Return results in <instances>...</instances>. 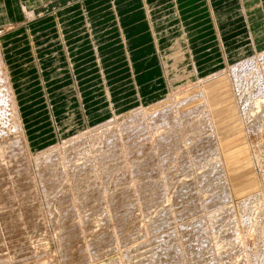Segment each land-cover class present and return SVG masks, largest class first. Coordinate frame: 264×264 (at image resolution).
Instances as JSON below:
<instances>
[{
    "label": "rangeland",
    "instance_id": "obj_1",
    "mask_svg": "<svg viewBox=\"0 0 264 264\" xmlns=\"http://www.w3.org/2000/svg\"><path fill=\"white\" fill-rule=\"evenodd\" d=\"M115 1H116L117 9H118L120 5L118 4V0H115ZM132 3L135 6H138V4H139L138 3V0H132ZM126 5L124 6L123 9L120 8L121 10L119 12L121 13V15L122 16L123 15L124 16L126 15V17H128L129 20H131L133 18L134 19L139 18V14L140 15L142 14V9L140 11L138 10L136 12L125 13L126 12V9H125ZM122 11H125V12H122ZM80 14L81 13L75 15L74 18L75 19L76 18H79ZM135 14H137V15H135ZM70 16L71 15L68 16V14H67V16L65 18H69ZM75 19L73 20L74 22H76ZM143 29H145L144 26H142L141 29H140V31H139V33H136L135 36L133 37L134 46L135 47L137 46L136 49H135V52L132 50V46H131L130 43L127 44V45L124 44V47H125V52H127V54L128 55H131V56H134V55L142 56L144 53L150 52V51L152 52V54H154L153 49H155V51H157V54L151 56L150 60L148 62H146L145 64L143 63V60L133 61V59H130V58L127 60V62L124 59H122V62L116 61L114 59V56L116 58V56H119L120 55V56L123 57V55H124L123 51H122V53L119 52L120 51V48H121V43L118 44V49H119L118 53H116V52L114 53L112 48H110V49H108L106 51L108 54H105L104 52L100 51L99 50L100 47H99V49L97 51V53H98L97 58L99 56L98 63H99V66L101 67V73H102L101 81L104 83V86H105V88H104V90H105V96H107L109 110H111V116H110V118L102 121L101 123H98L96 125H93V126H89L88 125L86 128L81 129V130L73 133L70 136L61 137V138L57 139L56 142H53L52 144L46 145L45 147H42L40 149L33 148V147H31L29 145V141L27 139L26 132L24 131V127H23V125H24V122L23 121L24 120H23L22 115L19 113L18 106H17V101L15 99V95H14V92H13V89H12V85L10 84L9 73H8L7 67H6V65L4 63V59H3V56L1 54V49H0V155H1L0 162H2L1 159L4 158L3 161L6 160V162L9 163V165H7L6 162H2L3 163V166H1V164H2L1 163L0 164V166H1L0 168H3L4 169L7 166L6 168L9 167V170H10V172H9V170H8V172H6L7 170L6 171L4 170L5 171L4 172L3 169H1L3 172L2 171L0 172V173H3L2 175L0 174L1 175L0 176V190L2 191L5 188L4 192L6 191L5 193L4 192L0 193V242H1L0 243V246L2 247V248L0 247V264H41V261H43L42 264H91V263H94V262H96V263L98 262V264H99V261L102 264H110V263L111 264H114V262L112 263L110 261H113L114 260L113 258H116V260L119 259V257H120L119 255H121V254H122V256H124L125 254L124 253H121L119 251H121L122 248L125 249L128 245H130V246H128L129 248L127 247L126 250L129 249V251L130 252L132 251V253L134 255H131V253H129V251H125L123 249L122 252L123 251L126 252V255H125L126 257H128L127 256L128 254H129V256L131 255L132 257L130 256V258H128V260H127L126 257H122V261H119L118 264H120V263L122 264L125 258L126 259L124 261V264H126V260H127V262L130 261V262H128V264L129 263H132L133 260H134V263H135L136 262L135 258L136 259H139L138 256L140 257L139 260H141V262L139 261L138 263L139 264H143V261H144V264H146L145 263L146 262L145 260H147V258H149L150 255L147 256V253L148 252H144V251L146 249H148V247H149V249H150V247L152 249L154 246H156L157 248H159V249L156 248V250H160V249L162 250L163 248H160L157 245L158 244L157 241H160V238H159V240L156 241L155 244H153L155 242V239L156 238L155 239L151 238V240L152 239L153 240H152V242H150V237L149 236H151L152 234L151 235H148L147 234V231H144V229L146 230L147 226H149L148 229L151 230L150 226L151 227L153 226V220L154 221L156 220L157 222H160L161 220L159 221L157 219L162 218V217L165 218V216H170V215H173L174 216L175 213H173L171 211L169 205L170 204L172 205V206L171 205L170 206L173 208L172 209L173 211L176 210L177 208L174 209V207H175L176 203L178 202V200L181 201V202H178L179 204L182 203V205H181L182 206V209H183L184 205L187 204V206L189 205V207H187V206H186L187 208L184 207V209L186 211L188 210V212H189L192 209L191 206L193 207L194 205H195V208H193L194 209V212H196V210L199 211V213H196V215H195V213L194 214L192 213L193 215L191 216V213L190 212L185 214L184 211H183L184 209H183L182 210L183 211V214H181L180 212H182V211H179V210H181V209H179L180 208L179 207L180 205L179 204H178V206L176 205V207H178L177 210L179 212L176 211L178 215L177 214H175V215H177V216H180L181 215L180 219H178L179 221L177 222V220H176L174 222L175 223L174 224L175 229H177V231H178L179 234L181 233L179 235V237H181L182 245L180 246V250L181 251L180 250H178V251H180L181 253L183 251H185V250H183L184 248L182 246H184V243H186V241H187V243H191V242L194 243L195 242V244H192V245L194 247L195 246L196 247L198 246V245H196V241L198 240L199 237H195L194 236L195 237L194 238L193 235H192L191 237H189L191 241L189 239L186 240L188 238L187 236L189 235V231H190L188 229L189 228L191 229L192 226L198 225V227L200 228V230L204 232V233L202 232V234H204V235L206 234L207 236H210V238L212 239V244H210V247H211L212 251H209V252L206 251L207 254L204 255V259H203V256L198 257V255H197V256L194 257L192 254L191 255L186 254V257L190 261H192V259L195 258V260L197 262L196 264H198V263L199 264H214L216 261L219 262L220 260H222V261H220L219 264H223V263L224 264H235L236 262H237L236 264H243V262L245 264H248V263L249 264H264V227L262 226V225H264V92H263L264 91V49H261L260 50V49L253 48L251 46V43H250L251 42V39H250V36H249V43H250L249 44L250 52L248 51L249 53L248 52H244L242 54V56H240L239 58L237 57L238 59L236 58V60H233V61H229L228 60L227 63H225V62L222 63V65L219 66V68L215 69L212 72L207 73V71L205 70V75L200 74L201 75L200 76L198 74L197 69L195 68V64H194L193 59H192V54L190 53V51L188 52L187 48H184V50H183V47H185V43L182 46V50H183L182 52H184V56L185 57L183 58V60L177 61L176 58L171 57V56H175V54H174L175 51H174V47L173 46L175 45L176 41L174 40V41L171 42L170 47H169V49L171 51L170 52V55H169V58L170 59L165 58L166 59V61H165V60H163L164 56H162V60H163V63L165 65V66H163L162 65L163 63L160 60V54H159V51H158V49H159V42H156V43L155 42H151V41H146V42L144 41L143 42V40H142V34H140L141 33V30H143ZM80 30H81V28H80ZM2 32H3V28H0V35L2 34ZM144 36H146V35H144ZM241 36L244 37L243 34ZM236 37L237 36H235L234 38H236ZM84 41H87V40H84ZM256 50H257V52H255ZM245 51H247V50H245ZM110 54H111V56L108 57ZM250 57H254V59H252L251 62H247V66L243 70L244 73L243 72L238 73V71H235V73H237L239 76L233 77L235 74H232L231 73V70H232L234 64H237L238 65V62L241 63V61H243L244 58H250ZM223 59H224L223 61H225V58H223ZM124 61H125V65L127 67L126 71L122 72V70H120V71H118L119 73L112 72L113 69H114L113 64H116V65L121 66V63H123ZM186 62H189V64L191 63V70L188 69V67L186 69L183 68V67L186 66L185 65ZM128 63H129V66H131V69L129 68ZM179 64H182L181 69H179V67H178ZM107 65H111V66H107ZM159 65H161V66H159ZM188 66L190 68V65H188ZM237 68H240V65H238V67L236 66V70H237ZM139 69H141V70L139 71ZM172 69H173V72L171 71ZM137 71H139L138 72L139 74L137 73ZM169 71H171V73H169ZM109 72H110V74H109ZM123 73H125V76L128 77L126 80L124 78L125 76L123 77ZM167 75L170 76L169 80L171 82L170 83L171 86L167 90V93L163 95V94H161L162 93L161 89H163L164 87L167 88L168 82H167V84L165 83L166 76ZM110 76L112 77V80H116V83H117V81H120V82H118L117 84L114 85L109 80ZM218 76H220V77H224L225 76L227 78V80L229 81V83L231 84L230 85L231 86V90H232V92H231L232 95L231 96L230 95H227L224 92L221 93L219 91H218L219 93L218 94H215L214 96H209V94L212 95L211 93H208L207 94V92H208L206 90L207 88H204V86L206 84H208L209 81H211L212 79H215V77H218ZM121 79H124V81H121ZM138 81H139V83L142 84V86H138V84H137ZM233 82H234V85L232 84ZM120 83L123 85V89H128L129 87H132L133 88L134 94L137 95V97H136L137 98V106H133L132 108H129V110H125V111H122L120 113H117L114 110V107L112 106L114 104L113 101H114V98H115L114 96H112L113 95L112 92L116 88L117 85H119V88L122 86ZM202 86H203L204 89L202 88ZM198 89H199V91H198ZM249 89H250V91H249ZM220 90H221V87H220ZM206 94H207V96H206ZM174 96H175V99L174 100H175V103L176 104H174V103L168 104V106H169L168 108L169 109L167 110L168 111V114H169V116L171 118L170 119L168 118L167 120H165L163 123H161V125H160V121L159 122H154L155 124L156 123L157 124L156 125L154 123L153 124H150L151 127L147 128L149 126L148 123H150V118H151V121H152V118H154V120H155V118L158 117L159 113L158 112H155V114H152L153 116H151V117L149 116L150 118H148V116H147L148 113H144L143 116H142V114H139V113L140 112H144L145 110L149 109L152 106H157L158 104L163 103V101H165L166 99H172V98H174ZM198 96H199V99L201 100L202 103L198 99ZM187 97H189V99L191 100V102L192 101L193 102L195 101L194 104L191 103L190 100L187 99ZM183 98H186L187 99L186 101L189 100L188 101L189 102V105L185 102V99H183ZM209 98L211 100H213L212 101V104H210L211 102H210V99ZM215 98H217V99L222 98L220 100H221V102H222L221 104L223 106L226 103L227 104H231L232 103V105L230 107L231 112H230V109L229 108H228L229 110H227L226 108L225 109H221L223 106L220 104V100L215 105H213V103H215L216 101H218ZM214 100H215V102H214ZM224 102H225V104H224ZM131 104H135V103H131ZM195 104H197V106ZM218 104L220 105L219 107H218ZM201 105L203 106V110H202V106ZM216 105L218 107L216 110H218L219 113L217 111H215V108L214 107H216ZM178 107L179 108H182L183 107V108L190 109V111H188L189 113H187L188 116H190V117L187 118V120L183 121L182 125L177 126L178 128H184V130L182 129L183 132H185V131L188 132L191 129H195V130L189 131V133H185L187 136H185V134L184 135L182 134V136H181V134H180L181 133L180 132L181 129L178 130V128L175 126L176 125L175 122H173V124H175V125H173L171 123L172 121H170V120H172L173 116H177V117H180L181 118V116H183L182 113L186 114L185 112H182L181 110H178L179 109ZM194 107H196V109H194ZM208 107H210L209 108L210 110H213L214 109L213 110V113L217 112L219 114V116H217V114H216V117L217 118L219 117L221 119H217V118L215 119V116H213L212 112L208 109ZM170 110H171V112L169 113ZM191 110H194L195 112H191ZM206 110H207V113H206ZM226 110L229 111V112L227 113ZM233 110H234V112H233ZM202 111H203V113H202ZM210 112H211L212 115H210ZM145 114H146L147 117L145 116ZM203 115H205V116H203ZM206 116H207V118H205ZM209 116H213L214 119H213V117H212V119L209 118ZM138 117H141V119L144 118V119H146V121H148V123L146 122L147 123V126H145L144 128H142L141 130H136V132H134V133H136L134 135H138V133H139L138 137L141 138L142 141H145V142H142L141 141L142 143L139 142L138 143L139 145L137 144V146H139V147H135V149H136V148H140V147L143 146L142 149L140 148L142 151H140V149L139 150L137 149L138 152L140 151V153H137V152H134V153L131 152V153H129L128 151H130V149H127L126 148V150H128V151H126L125 148H124L125 145H123V144L121 145V147H120V145H117L116 148H113L112 149V147H111L112 143H114L117 140L116 136H119L120 135L117 132V131H119L118 129L122 128L123 126H127V125L128 126L133 125L132 127H135V124L134 123L135 122L137 123ZM134 120H135V122H134ZM141 121L143 122V120H141ZM206 121L211 126V127L209 126V128L211 129V131H208L209 128H208V124L206 123ZM230 121H231V124H229L228 126H225V127H228V128H225L224 125H218L219 123H222V122H230ZM165 123L167 124V126H164ZM170 123H171V125H170ZM203 123H204V126L202 125ZM188 124L191 127L194 126V128H191ZM183 125H185V126L183 127ZM187 126L190 127V129L188 128V130H187ZM200 126H201V128H200ZM212 126H215L216 128L218 127V129L216 130V128L214 127L215 128L214 129ZM220 126H223V128L222 127L220 128ZM127 127H126V129H127ZM230 127L231 128L235 127V128L233 130ZM240 128L242 130H239ZM147 129L149 131H147ZM169 129H170V132H169ZM197 129H201L200 130V132L202 134V137L201 138L198 137L199 131H196ZM158 130H160V131H158ZM213 130H216V131L214 133H212ZM220 130H223L224 133L222 134V131H220ZM192 131L196 132L194 136H195V138L197 137V139H195L194 136H192L194 133L193 134L192 133L190 134V132H192ZM218 131L221 133L220 136L217 133ZM115 132H117V133L115 134ZM151 132H152V135H151ZM203 133H204L205 136L206 135H212V134H214V135H212V137H214L213 138L214 139L213 140L214 142L212 141L213 142V145H211V146L209 145V147L205 146V145H207L206 142H205L206 137L203 136ZM227 133L228 134L230 133L232 135L231 136L229 134V136L231 138L230 137L228 138V136H226ZM144 134L146 135V137L144 136ZM201 134H199V135H201ZM224 134H226V135H224ZM95 135H96V137H95ZM123 135L124 134H122V136ZM154 135H156V137ZM107 136H110V139H111L112 142L111 141L110 142H106L107 139H108V141L110 140ZM215 136L216 137L218 136V138L221 137V139L224 138L226 141L224 140V143H222L223 139L222 140L220 138L218 139ZM180 137H181L182 140L179 139ZM188 137H190L192 139H190V138L187 139ZM232 137H233V139H232ZM143 138H145V140H143ZM183 138L184 139H187V140H184ZM244 138H245L246 142H243L245 140L242 141V139H244ZM104 139H106V141ZM164 139H166L167 141L169 140L168 142L167 141L165 142V145H163L164 144V141H163ZM96 140H98V141H96ZM183 140H184V142H183ZM189 140H191V142ZM192 140L193 141L196 140L195 142H198L199 141L200 143L199 142L198 143L192 142ZM201 140H203V141L201 142ZM217 140L218 141L220 140L221 142L220 141L218 142ZM8 141H9V143H8ZM156 141H157V143H156ZM3 142L5 144H3ZM149 142L152 145L151 147L148 146V143ZM159 142H160V145L161 146H159ZM178 142H180V143H178ZM188 142H190V144ZM212 142H211V144H212ZM228 142L233 146V148L229 146L230 144ZM232 142H233V144H232ZM100 143H101V145H100ZM144 143H146V145L148 147L146 145L144 146ZM185 143L186 144L188 143L189 145L188 144L186 145ZM194 143L197 144L196 147H199L198 149L200 151L198 149L197 150L196 149L191 150L192 147H193V145H194ZM221 143H222V145H218V144H221ZM243 143H244V145H243ZM90 144H91V146H90ZM94 144H95V146H94ZM114 144H116V143H114ZM140 144L141 145L143 144V145L141 146ZM168 144H170V145H168ZM208 144H210V143H208ZM235 144H237L238 147ZM10 145H12V146H10ZM172 145H174V146H172ZM214 145L217 148L216 151H215V147H213ZM8 146H10V148ZM179 146H180V148H179ZM182 146H184V147L182 148ZM188 146L189 147L191 146V148H189ZM218 146L220 147L219 148L220 151L221 150L224 151V154L223 155H221L222 154V151L219 152ZM6 147H7V149H6ZM89 147H90V149H89ZM145 147H146V150L148 151V153H144V152H147L145 150ZM155 147H157V148L155 149ZM223 147L231 148L229 150H232V151L230 152L228 150L225 153L226 148H223ZM234 147H236L235 148V151L237 149L238 153H237V151L235 152L233 150ZM104 148H107L108 151L106 149H104ZM119 148H120V150H119ZM151 148H152V150H154V153H155L154 155L156 156L157 159L155 157H153L154 155L152 153ZM165 148H167V149H165ZM168 148H171V149L168 150ZM221 148H223V149H221ZM56 149H58V150H56ZM114 149L115 150L117 149L116 150L117 152L112 151ZM189 149H190V151H189ZM87 150H88V152H87ZM93 150L95 151V153L93 152ZM102 150H103V152L100 153ZM166 150H168V152L171 151V154L166 153L167 152ZM194 150L195 151H199V152H197L200 155V156H197L198 158L195 157V155L197 153L195 154V151ZM120 151H121V154H120ZM192 151H194V155H193V152ZM55 152H57V153H55ZM104 152H106V154L108 152H110V153H108L109 155H107L110 159L107 156L106 157L108 158V160H105V159L103 160L101 158ZM114 152H115V155H114ZM160 152H164V153H160ZM91 153H93V154H91ZM97 153L101 154L100 155L101 157L99 156V154L97 155ZM159 153L162 154L163 157H166L165 162H163V164L167 163L166 165H164V166H166V169L168 170V174H167V171L165 170L166 174L169 175L170 173L171 174L173 173L171 175L172 176V179H170L171 178L170 175L167 176V175H165V173L161 174V176L165 175V180H164L166 182V186H164L165 187V190L166 189H169L170 186L172 187L171 189H169V193H170L169 195H168V190H166V193L164 192L167 195H165L164 193H163L164 195L161 194L162 192L160 193L162 195V196H160L161 199L159 198V195H160V194H158L159 192H156V189L159 190L160 189L159 186H162V185H159V183H160V181H162L160 179L163 178V177H160L159 178V181L157 179L158 176H160V174L157 176V178L156 177H153V179L150 178L152 176H147L146 175L145 178L146 177H149V178H146L148 180V182H147V180L145 181L144 177H141V178L138 177V176L135 177V175L133 173L132 174L134 176H133L132 181H131L130 178H125L126 179L125 180L124 177L122 176L123 174L121 173V169H122L121 167H123V169L127 167L126 166V164H127L126 160L127 161L129 160V162L132 161V160H134V162H132L131 164L129 163V166H131L132 164H133L132 166H134V165L137 164V162H138L137 160L140 159L141 155H142V157H141L142 159L146 157V156H144V154L147 155V157L151 156L152 158H154L155 161L154 162H150V163L148 162L149 164L152 163V164H154L156 166L163 165V164H160L159 161H161L162 159L164 160V158L160 155L161 156V159L158 160L159 159L158 158ZM172 153L174 154V157L172 156L173 155ZM182 153H185L187 155V158H188L187 165H189V167H190V170L189 171H186L187 168L189 169L188 166H187V168L184 167L185 169L183 167H181V166L179 167L180 161H178V160H180V159H177V157H179L180 154L182 155ZM230 153H232L231 155H233V156H231ZM50 154L52 156H50ZM54 154L56 156L53 157ZM86 154H88V155H86ZM126 154H127V158H126ZM128 154H130V155H128ZM148 154H149V156H148ZM164 154H166V155H164ZM241 154H242V156H241ZM12 155H14V157ZM89 155H91V158H90ZM167 155H168V157H170V155H171L172 156L171 158H174L176 163L173 161V159L171 161L170 158H167ZM226 155H227V157H226ZM228 155H229V157H228ZM10 156H11V158H9ZM98 156L103 161H101V162L98 161V164H96L95 163L96 160H95L94 157L98 158L97 160H100ZM110 156H112V157H110ZM137 156H138V159H137ZM222 156H223V158H222ZM87 157L89 159H87ZM106 157L104 156L103 158H106ZM120 157H124V160H123V158H121V161H120V159H119ZM199 157L200 158L202 157V158L200 159ZM192 158L199 159L200 162L199 161L197 162L196 159H193L192 160ZM58 159H60V161ZM130 159H132V160H130ZM176 159H177V161H176ZM227 159L229 160V162L227 161ZM62 160H63V162H62ZM111 160H112V162H111ZM190 160H191V162H190ZM222 160H224V161L222 162ZM232 160H233L234 164H236L235 162L238 160L237 163H239L241 161V163L243 162L242 164H244V165H240V163H239V168L240 169L237 168L238 167L237 164H236L237 167L236 166L235 167L234 166L232 167L231 166V164H233V162H231ZM246 160H248V161H246ZM106 161H107L108 164L106 163ZM162 161H161V163H162ZM50 162H52V163H50ZM104 162L107 165L104 164ZM4 163H6V165H4ZM92 163H93V166H92ZM169 163H171L173 166L171 167V164H169ZM192 163H195L196 166H195V164L192 165ZM74 164H76V165H74ZM77 164H79L81 167L82 166H87V168L86 167L85 168L83 167L85 169V171H84L83 168H81V172L78 171V172H76L74 174V172L77 169L80 170V166L77 165ZM168 164H169V167L173 168V170L170 171L171 168L169 169ZM226 164L229 165V168H228V165H226ZM61 165H63L64 167L61 166ZM100 165H102L101 168H99ZM103 165H104V168H107L108 169V172L105 171L104 168H103L104 170L102 169ZM119 165H121V166H119ZM224 165L228 169H225ZM245 165H246V167H245ZM251 165H253V166H251ZM55 166H56V169H55ZM75 166L77 168L76 170L74 169ZM77 166H79V168ZM129 166H128V168H129ZM241 166H242V168H241ZM88 167L91 168V169L88 170ZM141 167H143V164L141 165ZM231 167L234 170V172L231 169ZM97 168H99V169H97ZM175 168H177V170ZM235 168H237V169H235ZM53 169H55V171ZM174 169L176 170V172L178 171V173H176ZM197 169H198L199 172L197 171ZM230 169H231L232 172L230 171ZM73 170H75V171H73ZM101 170L105 171L106 174H105V172L103 173ZM179 170L181 172H179ZM182 170H185V172L182 173ZM194 170H195V172H194ZM208 170H209V172H208ZM88 171H90V173H88ZM92 171H93L94 176H96L95 178H94L93 174L91 175ZM24 172H25V174H24ZM82 172H84V173L87 172V175L85 173L86 177H85V175H83L84 173H82ZM224 172L227 175H224ZM180 173H182V175ZM196 173L198 175L200 173L199 177L197 176ZM231 173H233V174H231ZM96 174H99V176L96 175ZM118 174H120V175L118 176ZM186 174H189V175H186ZM248 174L249 175L252 174L251 175V179L253 181L251 179H248ZM73 175H75V176H73ZM76 175H80V177H78ZM88 175H91V176H88ZM177 175H178V177H177ZM70 176H71V178H70ZM82 176H84V177H82ZM92 176H93V178H92ZM102 176H104V177H102ZM74 177L78 178V181L82 180L80 182L82 186L80 185V183L77 181L76 178H75L76 179V181H75ZM87 177H90L89 179H91V181H92V179L93 180H96L98 183L96 181H93V183H92ZM174 177H175L176 181L173 180ZM201 177H203V178H201ZM12 178H13V180H12ZM18 178H19V180H18ZM84 178H87L88 180H86V181L87 182H90V183H87ZM184 178H188L189 181H187V179H184ZM206 178H207V180H206ZM246 178L248 179V183L247 182H244L243 183L242 181L243 180L246 181L247 180ZM249 178H250V176H249ZM98 179H99V181H98ZM102 179H104L105 181L102 180ZM138 179H139V181H138ZM140 179L141 180L144 179L143 181L145 183L147 182V184H141V182L142 183H144V182L141 181ZM196 179H199V180H196ZM231 179H233L234 181L233 180L232 181L233 182H236V183H233L231 181ZM2 180H3V182H2ZM73 180H74V182H77V184L75 183V185H77V188H75V190L71 188V187L74 186ZM115 180H116V182H115ZM118 180H120V181H118ZM128 180L130 181V183L132 182V184H134V185L136 183H138V182H140L141 185L138 188H136V190H135V187L136 186L133 185V187H134V189H133L131 187L130 183H128L129 182ZM155 180H157L156 183H155ZM84 181H85V184H84ZM256 181H258V183ZM150 182H153V183H150ZM196 182H198V184ZM227 182H230V184L229 183L226 184ZM237 182L239 184H237ZM254 182H255V184L258 185V186H256V188H254V186H253ZM13 183L16 185V187H17V185H18V187H20L19 185H21V187L18 188L19 193H18V191H16L17 188L14 189L15 186H14ZM78 183H79V185H78ZM86 183H87V185H86ZM102 183H105V186L107 185L106 187H108V189L105 187L106 188L105 189L106 192H103L102 193V191H98V193H99L98 194V197H99L98 202L99 201H103V202L102 203L101 202L97 203V199L96 198L94 199L95 201L93 200V202H91L92 201V198H90L88 200L87 198L92 197V196H88L87 194L90 192L91 195H94V192L93 193L91 192L93 190V188H94L93 191H95V189L97 191V187L95 185L98 184L97 186H100V187H98V190H100V189L104 190L102 188ZM249 183H251V185ZM88 184L90 185V187L92 186V190L88 188V186H89ZM116 184L117 185L118 184L119 185L121 184L120 187H122V188H120V189L119 188H116L115 187V186H117ZM185 184L187 185V188L188 189L186 187H184ZM11 185H13L14 188L10 189L11 188ZM125 185H126V189H124V191L127 190V193H126V191L123 192V193H121L119 191H115V189H114V187H115L116 190L118 189V190L122 191L123 187L125 188ZM194 185H195L196 189H195V187L192 188V186H194ZM84 186H86V188ZM156 186H158V187H156ZM175 186L177 187L176 189L178 190L179 194L175 193L176 192V189L174 188ZM154 187L156 188L155 190L154 189H151V188H154ZM68 188H69L70 192H71V189H72V193H70L68 191ZM127 188H130V189H127ZM144 188H146V190ZM173 188L175 189V192L174 193L177 194V195H174L172 193V191H174ZM179 188L181 190H179ZM190 188H192V190H190ZM241 188H242V190H240ZM248 188H249V190H247ZM253 188H254V190H253ZM78 189H80L81 192L83 190V192H82L83 194L82 195H80L81 193H80V191ZM84 189H86V190H84ZM138 189H139V191H138ZM147 189H151L154 192L155 195L154 194H151V196H150V191L151 190L148 193L147 192L148 191ZM12 190H15L17 193L12 192V194H13L12 195L11 194V191ZM76 190H77V192H76ZM88 190H91V191L88 192ZM134 190L135 191H138V193L140 192L139 194L144 199L140 195H138L137 192H135ZM195 190H196V192H193ZM74 191L76 193H78L81 197L85 196V194H86L87 197L85 196L84 198H81L78 194H76V195H78V196H76V195H74ZM130 191H132V192L134 191V193H136V194H134V193L131 194L132 192L130 193ZM143 191H145L144 192L145 195L147 193L148 194L145 196L144 193H143ZM85 192H88V193H85ZM114 192H116V193H114ZM182 192L185 193V194H183ZM191 192L194 193V194H192ZM202 192H204V194ZM222 192H228L229 195L227 193H225L228 196V199H223L224 196L222 197V200L223 201L226 200L228 203L226 201H224L222 203L221 202V199H220V202L221 203H219V204L218 203L217 204L215 203L216 206L214 205V209L213 210L210 209V206L208 205L211 202L210 199H217V198L221 197L222 195H225ZM7 193H10V195H7ZM68 193H70V194H68ZM1 194H3V195H1ZM111 194H112V196H111ZM171 194H173V195H171ZM215 194L217 195V197H216ZM18 195L19 196L21 195V196L19 197ZM68 195H71V196H68ZM96 195L97 194L95 192V195L94 196L96 197ZM99 195L100 196L103 195L104 197L101 196V198H100ZM170 195H171V197H170ZM7 196H9L11 199L9 197L7 198ZM72 196L73 197L74 196L78 197V202L80 201L79 199H81V202H79L80 203L79 204L80 207L77 206L78 205L77 204L78 203L77 202V198L74 197L75 200H76V202H75L74 201V198ZM94 196H93V198H94ZM136 196L137 197H141V198H139L140 201H138V203L137 202H133V203H136V205L134 204V207L135 208L136 207L138 208V209L136 208V210H135V208L133 207V204L132 203H129V202H131L132 199L134 200V198H136ZM163 196H164V198H163ZM177 196H178V199L176 198ZM227 196L225 198H227ZM157 197H158V200L156 199ZM166 197H169V199H168L169 201L167 200ZM70 198L71 199L73 198L72 200L75 202L76 205L73 203V201L71 202ZM170 198H172V199H170ZM65 199L66 200L69 199L66 202L68 203V201H70L71 202L70 205L72 204L71 207L73 205H75L77 207V208L75 206L72 207V210H71L72 213H71V211H69V208H67L70 205L69 204L67 206L65 205V203H66L65 202ZM84 199H86V200H84ZM116 199H117L118 202L116 201ZM136 199H138V198H136ZM152 199H156L159 206L157 205V202L155 201L156 204L155 203L153 204V202L151 204V202H150V205L148 206V208H147V205L148 204H144V207H141V210L142 211L139 209L140 206H141L139 204H142L143 201H144L143 203H145L146 200H148L146 203H149V201H153ZM82 200H84L83 202H85V201L86 202L87 201L89 202L91 200L90 202L93 203L92 205L90 203H88V202L87 203H88V205L89 204L91 205V209L93 208V210H90V208L87 209L88 205L85 204L86 202L84 204L87 205V206H85V205L84 206H81V205H83ZM111 200H113V201H111ZM122 200H125V202L127 203V205ZM170 200H172V202ZM217 200L219 202V199H217ZM57 201H58V203H56ZM62 201H63L62 204L64 205L63 207H61L62 204L60 203ZM119 201H120V203H119ZM166 201H167V203H166ZM185 201H186V203H185ZM190 201H191L192 205L189 204ZM241 201H243V202H241ZM108 202L111 203V205H112L111 206V209L113 210V212H112L111 209H109L110 203H108ZM162 202L165 203V204H161ZM225 202H226V204H224ZM94 203L95 204L97 203L98 205L97 204L96 205L98 207H95L96 205ZM173 203L175 205H173ZM122 204H123V206H122ZM223 204H224V206L226 205L225 206L226 208L223 206ZM101 205H103V206H101ZM114 205L115 206L117 205V207H115ZM160 205H162V206H160ZM165 205L168 207V211L165 210V209H167V207ZM227 205H229L228 208H227ZM93 206L95 207V209H94ZM107 206H108V212L106 210L107 209ZM130 206L133 207L132 208L133 210H131L129 208ZM206 206L209 207V209L211 211H209V209H207V211H205L206 208H204V207H206ZM217 206H218V208L216 209L215 207H217ZM121 207H122V209L123 208L124 209L125 208L126 209L128 208V213L130 211L129 214L127 213L128 217L130 219H128V217L126 216L127 218L125 220H127V221H125V222L121 218H119L120 215L122 217H123L124 214L126 215V213H123L121 210H119V209H121ZM219 207L220 208L222 207L223 210L220 209ZM117 208H118V210H117ZM24 209H25V211H24ZM60 209H61V211H60ZM76 209H78L79 211L76 210ZM145 209L147 211H145ZM224 209H227L228 210L225 213L226 215L223 213L224 212ZM73 210H75V211H73ZM137 210H139L140 213H143L144 215L142 214V216H140L139 211L137 212ZM169 210L172 213L169 212ZM201 210H202V212H201ZM215 210H217L219 212L216 211V213H214ZM191 211L193 212V210H191ZM79 212H80V214H79ZM131 212H132V214H131ZM146 212L149 213V214H147ZM256 212H257V214H256ZM75 213H76V215H75ZM91 213L93 214L92 216H91ZM96 213H97V216H96ZM107 213H109V216H111L110 213L114 215V219L113 220H112L113 215L110 217V219L112 220V222H111L110 219L107 218L108 220H106V217H104V214L106 216ZM230 213H232V214H230ZM65 214L67 215V217H66ZM77 214H78V216H80V215L82 216V214L83 215H86V216H84L85 219H88V218L90 219V217L92 218L90 220L88 219V222L86 224L88 226L89 223H91V222L93 223V225L91 223V225L93 226V229H92V227L90 228V229H92L93 235H92L91 230L89 228H86L85 227V225H86L85 223L82 225V226H84V227H82L83 228V232H81V234L79 233V235L81 237L82 236H85V239L87 241H90L91 240V238H92L91 236H93V237L95 236L94 238H92V240L94 239L95 241L96 240L98 241V242L96 241L97 244H96V242L94 243V246L96 245L97 247H98V244H100L101 242L104 243V245L102 243H101V245H103L105 247V249L101 245H100V247H98L99 250L100 249L103 250L102 252L98 250L99 251V255H97L98 253H95V252H97L96 251L97 250L96 246H95V248H96L95 252H94V249L95 248L91 249L90 251L88 250L89 252H91V255H90V253L86 249L83 250V247H85V244L82 243V240H80V239H79L80 241L78 240V238H80V237L79 236L75 237L76 236L75 234L74 235H71L74 232H73V230L71 232V229H70V226L71 225L70 224H72V221L74 219L72 220V218H69L68 216L73 217V218L74 217L76 218L77 217ZM89 214H90V217L88 216ZM187 214H190V216L187 217ZM197 214H198V216L200 214V217L201 218L199 217L198 221L201 220V221H199L201 223L196 222L197 219L195 220V218H198L197 217ZM206 214H208V215H206ZM184 215H186V217H184ZM216 215H218V217H216ZM34 216H36V217H34ZM109 216L107 215V217H109ZM146 216H147V218H145ZM182 216H183V219H182ZM223 216L224 217L226 216L225 219L222 218ZM7 217H9V218H7ZM30 217L31 218L33 217V218L31 219ZM102 217H103V219H102ZM25 218H27V219H25ZM36 218H37V224L35 223L36 222L35 221ZM81 218H78V222H80L79 219H81ZM141 218H142V220L145 223L143 221H141ZM144 218H145V220H144ZM192 218H193V220L190 221ZM254 218H255L256 221L255 220H252ZM29 219L31 220V222L29 221ZM104 219H105V222L103 221ZM118 219H121L120 220V224H121L120 226L117 223V220ZM135 219H136V222L137 223L138 222H141V223L137 224L135 222ZM20 220L23 221L22 224H24L25 222H27V223H25L24 225H21V221ZM28 221L31 224H29ZM64 221L65 222L68 221L67 224H69V221H71L70 224H69L70 226L68 225L69 227H67L65 225L66 223ZM82 221H84V220H82ZM86 221L87 220H85V222ZM106 221H107V223L109 221L110 224L108 223V225H107ZM114 221H116V223ZM19 222H20V224H19ZM33 222L35 223V226L31 227ZM176 222H177V224H176ZM132 223L133 224L136 223L137 225L136 224H134V225H136L137 228L134 227V226L132 227ZM181 223H183V224L181 225ZM217 223H218L219 226H216ZM219 223H222V224H219ZM227 223L229 224V226L227 225ZM75 224L79 225L78 223H75ZM80 224H82V222H80ZM114 224H116V226H113ZM189 224H190V227H188ZM243 224H244V227H243ZM251 224L254 227V231H253V227H252ZM255 224L256 225L259 224V225H257V228H256V225ZM91 225H89L88 227H90ZM105 225L108 226V229H107V227ZM117 225H118V227H117ZM122 225L123 226H126L125 229H127L130 226L131 229H130V232L128 234H130L131 232H134V231L138 233V234L136 233L137 234V237L135 236V238H133L134 235H135V233H131V234H133L132 238L134 239L133 240L134 244H132L131 234L129 235V237L131 238V239L129 238L131 242H129V240L128 241H123L122 240L124 242L122 244L121 239L118 240L122 233L123 234L126 233V230H124V229L121 230ZM202 225H204V226H202ZM21 226H22V228H21ZM72 226H73V224H72ZM183 226H184V229L182 228ZM186 226H187L188 229L185 228ZM103 227H105V229H103ZM222 227H223V230H222ZM249 227L251 228V231H250ZM28 228H30V229H28ZM79 228H81V227L79 226L78 229ZM141 228L145 232V236L144 237H145L146 240L145 239L144 240L146 241V243L150 242V246H149V243L146 246V244L143 242L144 240L143 239L142 240L140 239V238L143 237L141 234H144L143 231L142 232L140 231ZM218 228H219L220 231H217ZM23 229H24V231H22ZM86 229H87V231L89 229V232H87ZM99 229H100V231H99ZM240 229L243 231V233H240L241 232ZM27 230H28V232H27ZM225 230H226V233L227 234H229L230 232L228 233V231L231 230V234H229V235H231V237H233V241L234 242H231L230 243V245H231L230 248H226L224 250V246H226V243H227L228 240L227 239L225 240L223 238V236L219 232H222V231H225ZM257 230L259 231V233H257ZM84 231H86V232H84ZM114 231L115 232L117 231V232L115 233ZM180 231H182V232H180ZM183 231L186 232V233H184V235H182L183 234ZM19 232H21V233H19ZM237 232H239V233H237ZM248 232H249L250 235L247 234ZM69 233H71V234H69ZM89 233H90V237H91V238H89L90 240L88 238H86V237H88L87 235H89ZM112 233H115L114 236L112 235ZM1 234H2V236H1ZM85 234H87V235H85ZM96 234H98V235H96ZM139 234L141 235V237L138 236ZM235 234H237V235H235ZM69 235H71V237H74L73 239H75V240L77 239V241L72 240V238L70 240L69 239L70 238ZM146 235H148V239L146 238ZM242 235H244V236H242ZM68 236H69V238H68ZM253 236H254V239H252ZM115 237L118 238V239H116ZM234 237H235V240H237V242L234 240ZM241 237L244 240H242V239L239 240ZM20 238L22 240H20ZM163 238H166V240H167V237H165V234H164ZM193 238H194L195 241L193 240ZM248 238H249L248 241H250L249 244H251V245H250V247H247V252H248L247 253V256L249 254V256L247 257V256H245L246 251H244V249H241V247H242V244L243 243H246V241H247ZM18 239L20 241H22V242L24 241L25 244H24V242L23 243H21V242L19 243V240ZM81 239H83V242L84 243L86 242L84 240V237L81 238ZM17 240H18V242H16L17 243L16 244L15 241H17ZM99 240H100V242H99ZM117 240L120 241L121 243L118 242V244H116L115 241H117ZM140 240L142 241V243L145 244V246H144V244H143V246L146 247V248H143V246L141 247L142 244L140 243L141 242ZM162 240L163 239L161 238V241L160 242H162ZM2 241H3V243H2ZM71 241L74 242L73 245H72L73 242L71 243ZM135 241H136V243H135ZM251 241L252 242L255 241L254 244H252ZM61 242H63L64 244L62 245ZM125 242H127V243L129 242V243L128 244H125ZM68 243H69V245H68ZM137 243L140 244V245L138 244L141 247L140 250L138 249L140 247L138 246V248H137V246H136ZM19 244L24 245V249L29 250V251H26L24 249H21L22 245L21 246H18ZM151 244H153L154 246H151ZM25 245H26V248H25ZM79 246H81L82 249H79L80 248ZM120 246H121V248H120ZM135 246H136V252L137 253L134 252L135 251V249H134ZM9 247L11 248V250H10ZM18 247L20 248L21 251L19 250ZM65 247H67V249H65ZM118 248H120L121 250L118 249ZM205 248H206V243L203 244V246H201V249H205ZM137 249H138L139 253H138ZM151 249H150V251L149 250H146V251H149L148 254H151L150 253V252H152ZM23 251L27 252V254L25 252H23ZM85 251H87V253H88L87 256H86V252ZM140 251L143 254L139 255L141 253ZM235 251H237V252H235ZM251 251H253V252H251ZM79 252H81L80 253L81 256H80ZM213 252H215V253H213ZM228 253L230 254V256H229ZM239 254L241 256V259H239L240 258ZM142 255L143 256L146 255L147 258L145 256L142 257ZM83 256H85V258L87 257V259H88V257H90V258H89V260L86 259V262H84L85 259H84ZM91 257L94 260V262L93 261L91 262V260H92ZM110 257H112V259ZM133 257H134V259H133ZM191 257H193V258H191ZM205 257H208V258H205ZM80 258H81V261H80ZM97 258L99 259V261H98ZM106 258H108V261H106L107 260ZM199 258H201L200 260H202L205 263H203L202 261H200ZM96 259H97V261H96ZM246 260H248V263H247ZM87 261H89V262H87ZM193 262H195V261H193ZM193 262H191V263H193ZM239 262H241V263H239ZM96 263H94V264H96ZM135 264H137V263H135ZM193 264H195V263H193Z\"/></svg>",
    "mask_w": 264,
    "mask_h": 264
},
{
    "label": "crops",
    "instance_id": "obj_2",
    "mask_svg": "<svg viewBox=\"0 0 264 264\" xmlns=\"http://www.w3.org/2000/svg\"><path fill=\"white\" fill-rule=\"evenodd\" d=\"M138 3L135 6L132 0H118V10L115 0H0L1 54L31 147L40 149L110 118L97 51L100 47V51L108 54L106 51L112 48L118 53L121 43L119 52L124 55L114 56L116 61L127 62L130 58L143 60L145 64L157 54L155 49L154 54L150 51L131 56L124 47L130 43L135 52L133 37L142 26L143 42H159L162 63L170 55L171 42L184 41L199 75L250 52V43L253 48L264 49V0H138ZM125 5L126 12H122L142 9V14L129 20L119 12ZM67 14L71 16L65 18ZM125 61L121 66L113 64L112 72L126 71ZM185 65L183 68L191 70V63ZM181 66L178 65L179 69ZM169 75L165 81L167 88L161 89L163 95L171 86ZM109 80L114 85L120 82L116 83L111 76ZM137 84L142 86L139 81ZM133 91L132 87L123 89V85L113 90L112 106L117 113L137 106Z\"/></svg>",
    "mask_w": 264,
    "mask_h": 264
},
{
    "label": "bare ground",
    "instance_id": "obj_3",
    "mask_svg": "<svg viewBox=\"0 0 264 264\" xmlns=\"http://www.w3.org/2000/svg\"><path fill=\"white\" fill-rule=\"evenodd\" d=\"M26 14H27V15H31L30 10H29V11L26 10ZM181 42H182V43H181ZM181 42L178 41V42L173 46V47H174V51H175V53H174L175 56H171V57L176 58L177 61H181V60H183V58L185 57V56H184V52H182V51L184 50V48H185V47H183V50H182V46H183V44H184V41H181ZM179 50H180V51H179ZM169 51H170V49H169ZM166 58L170 59L169 57H166ZM252 59H254V57L244 58L243 61H241V63L237 61V62H238V65H240V68H237V70H236V66L238 67V65H237V64H234V66H233V68H232V70H231V73H232V74H235L233 77H237V76H239L237 73H235V71H238V73L243 72V70H244V69L246 68V66H247V62H251ZM168 65H169V64H168ZM243 73H244V72H243ZM178 78H179V77H178ZM230 81H231V80H230ZM232 84L234 85V82H233ZM230 85H231V84L229 83V81L227 80V78H226L225 76H224V77H220V76H218V77H215V79H212L211 81H209V83L206 84V85L204 86V88H207V89H206V90L208 91L207 94H208V93H211V94H212V95L209 94V96H214L215 94H218L219 92H221V93L224 92V93H226L227 95H230V96H231V95H232V93H231L232 90H231V86H230ZM200 87H201V86H200ZM200 87H199V88H200ZM220 87H221V90H220ZM237 87H238V86H237ZM237 87H236V88H237ZM202 88H203V86H202ZM204 88H203V89H204ZM251 88H252V87H251ZM230 90H231V91H230ZM187 91H188V90H187ZM189 91H190V90H189ZM198 91H199V89H198ZM218 91H219V92H218ZM229 91H230V92H229ZM241 91H242V90H241ZM247 91H248V90H247ZM249 91H250V89H249ZM263 92H264V91H263ZM190 93H191V92H190ZM188 94H189V93H188ZM207 94H206V96H207ZM259 94H260V93H259ZM191 95H192V94H191ZM204 96H205V95H204ZM181 98H182V97H181ZM206 98H207V97H206ZM237 98H238V97H237ZM258 98H259V97H258ZM174 99H175V96H174V98H172V99H166L165 101H163V103L158 104L157 106H152V107H150L149 109L145 110L144 112H140V113H139V114H142V116H143L144 113H148L147 116H148V118H150L151 116H153L152 114H155V112H158V113H159L158 117H156L155 120H154V118H152V121H151V118H150V123H148V121H146V119H144V118L141 119V117H138V121H137V123H136L135 120H134V122H135V123H134V124H135V127H132L133 125H130V126L127 125L128 127H127V126H123L122 128L118 129L119 131L116 130V131L118 132V134H120V135H119V136H116L117 140L114 142V143H116V144L112 143V145H111L112 149H113V148H116L117 145H120V147H121V145L123 144V145H125V147H124L125 150H126V148H127V149H130V151L126 150V151H128L129 153H131V152H132V153H134V152L140 153V151H142L141 149H142V147H143V146H142L143 144H142V145L140 144V145L142 146V147H140L141 149H140V148H136V149H135V147H139V146H137V144H138L139 142H141L142 140H141V138L138 137L139 133H138V135H134V134H136V133H134V132H136V130H141L142 128H144L145 126H147V123L149 124V126H148L147 128H149V127H151L150 124H153L154 122H159V121H160V125H161V123H163L165 120H167L168 118L170 119L171 117L169 116L168 111H167V110L169 109V108H168V107H169L168 104H172V103L176 104ZM183 99H185V102L189 105V102H188V101L190 100L189 97H187V99H189L188 101H186V100H187L186 98H183ZM198 99H199V96H198ZM209 99H210V98H209ZM215 99H217V98H215ZM220 99H222V98H220ZM220 99H217L218 101H216V102H215V100H214L215 103H213V105H215L217 102H219ZM181 100H182V99H181ZM195 100H196V99H195ZM199 100H200V99H199ZM261 100H262V99H261ZM204 101H205V100H204ZM212 101H213V100L210 99V102H211L210 104H212ZM190 102H191V100H190ZM194 102H195V101H194ZM194 102L192 101L191 103L194 104ZM200 102H201V100H200ZM201 103H202V102H201ZM206 103H207V102H206ZM221 103H222V102H221V100H220V104H221ZM177 104H178V103H177ZM198 104H199V103H198ZM224 104H225V102H224ZM195 105L197 106V104H195ZM213 105H212V106H213ZM221 105H222V104H221ZM231 105H232V103H231V104H227V103H226L224 106L222 105L223 107H222L221 109H225V108H226L227 110H229L230 107H231ZM201 106H202V105H201ZM201 106H200V107H201ZM219 106H220V105L218 104V107H219ZM218 107H217V105H216V107H214V108H215V111H217V112L219 113V111L216 110ZM178 108H179V107H178ZM209 108H210V107H208V109H209ZM228 108H229V109H228ZM232 108H233V107H232ZM186 109H187V108H183V107L178 109V110H181L182 112H185L186 114H184V113L181 112V113L183 114V116H181V118H180V117H177V116H173L172 120H170V121H172V122H171L172 124H173V122H175L176 125H175V124H173V125H175L176 127H177V126H180V125H182L183 121L187 120V118L190 117V116H188V114H187V113H189L188 111H190V109H187V110H186ZM194 109H196V107H194ZM205 109H206V108H205ZM205 109H204V110H205ZM202 110H203V106H202ZM209 110H210V109H209ZM213 110H214V109H213ZM213 110H210V111L212 112L213 116H215V119H216V118H217V117H216V114H217V116H219V114H218L217 112L213 113ZM227 110H226V112L228 113L229 111H227ZM147 111H148V112H147ZM198 111H199V110H198ZM235 111H236V110H235ZM170 112H171V110L169 111V113H170ZM191 112H195V111H194V110H191ZM208 112H209V111H208ZM211 112H210V115H212ZM224 112H225V111H224ZM230 112H231V109H230ZM233 112H234V110H233ZM166 113H167V114H166ZM202 113H203V111H202ZM206 113H207V110H206ZM240 113H241V112H240ZM200 114H201V113H200ZM204 114H205V113H204ZM206 115H207V114H206ZM228 115H229V114H228ZM240 115H241V114H240ZM145 116H146V114H145ZM147 116H146V117H147ZM149 116H150V117H149ZM203 116H205V115H203ZM213 116H209V118L212 119ZM196 117H197V116H196ZM203 118H204V117H203ZM205 118H207V116H206ZM238 118H239V117H238ZM195 119H196V118H195ZM213 119H214V117H213ZM217 119H221V118L218 117ZM141 120H143V122H142ZM148 120H149V119H148ZM161 120H162V121H161ZM199 120H200V119H199ZM238 120H239V119H238ZM140 121H141V122H140ZM191 121H192V120H191ZM204 121H205V120H204ZM204 121H203V122H204ZM228 121H229V120H228ZM146 122H147V123H146ZM200 122H201V121H200ZM239 122H240V121H239ZM166 123H167V122H166ZM166 123H165L164 126H167ZM168 123H169V122H168ZM171 123H170V125H171ZM185 123H186V122H185ZM197 123H198V122H197ZM197 123H196V124H197ZM206 123H207V121H206ZM218 123H219V122H218ZM154 124H155V123H154ZM156 124H157V123H156ZM156 124H155V125H156ZM158 124H159V123H158ZM186 124H187V123H186ZM186 124H185V125H186ZM192 124H193V123H192ZM207 124H208V123H207ZM210 124H211V123H210ZM229 124H231V121H230V122H222V123H219L218 125H224V127H225V126H228ZM234 124H235V123H234ZM241 124H242V123H241ZM185 125H183V127H184ZM188 125H189V124H188ZM197 125H198V124H197ZM202 125L204 126V123H203ZM205 125H206V124H205ZM211 125H212V124H211ZM213 125H214V124H213ZM232 125H233V124H232ZM235 125H236V124H235ZM175 126H174V127H175ZM189 126H190V125H189ZM209 126H210V125L208 124V128H209ZM126 127H127V129H126ZM181 127H182V126H181ZM190 127H191V126H190ZM190 127L187 126V130H188V128L190 129ZM210 127H211V126H210ZM212 127L214 128L215 126H212ZM221 127L223 128V126H220V128H221ZM177 128H178V127H177ZM177 128H176V129H177ZM191 128H194V126L191 127ZM200 128H201V126H200ZM215 128H216V127H215ZM215 128H214V129H215ZM225 128H228V127H225ZM230 128H231V127H230ZM234 128H235V127L231 128V129L234 130ZM116 129H117V128H116ZM180 129H181V130H182V129L184 130V128H178V130H180ZM217 129H218V127L216 128V130H217ZM154 130H155V129H154ZM160 130H161V129H160ZM160 130H158V131H160ZM178 130H177V131H178ZM181 130H180V132H181L180 134H181V136H182V134L184 135L185 133H189V131H191V130H195V129H191V130H189L188 132H186V131L183 132V130H182V131H181ZM200 130H201V129H197L196 131H199V134H201ZM216 130H213L212 133H214ZM226 130H227V129H226ZM239 130H242V129L240 128ZM239 130H238V131H239ZM252 130H253V129H252ZM147 131H149V130L147 129ZM171 131H172V130H171ZM208 131H211V129L209 128ZM220 131H222V134L224 133L223 130H220ZM230 131H231V130H230ZM117 132H115V134H116ZM169 132H170V129H169ZM178 132H179V131H178ZM178 132H177V133H178ZM232 132H233V131H232ZM240 132H241V131H240ZM149 133H150V132H149ZM175 133H176V132H175ZM191 133H192V134L194 133V134L192 135V136H194L196 132L192 131V132H190V134H191ZM217 133H218L219 136L221 135V133H220L219 131H218ZM219 133H220V134H219ZM241 133H242V132H241ZM122 134H124V135H123L124 137L122 136ZM147 134H148V133H147ZM170 134H171V133H170ZM199 134H198V137L201 138V137H202V134H201V135H199ZM229 134H230V133H229ZM229 134L227 133V135H226V134H224V135L228 136V138H229V137H230ZM104 135H105V134H104ZM151 135H152V132H151ZM212 135H214V134H212ZM212 135H206V136H205L204 133H203V136L206 137L205 142H206L207 145H205V146L209 147V145H210V146L213 145V142H214V141H213V140H214L213 138H214V137H212ZM216 135H217V134H216ZM230 135H231V134H230ZM112 136H113V135H112ZM144 136L146 137L145 134H144ZM154 136L156 137V135H154ZM185 136H187V135L185 134ZM231 136H232V135H231ZM95 137H96V135H95ZM107 137L110 139V136H107ZM155 137H154V138H155ZM183 137H184V136H183ZM215 137H216V136H215ZM233 137H234V136H233ZM233 137H232V139H233ZM113 138H114V137H113ZM116 138H115V139H116ZM164 138H165V137H164ZM189 138H190V137H188L187 139H189ZM194 138H195V136H194ZM216 138H218V136H217ZM219 138L221 139V137H219ZM219 138H218V139H219ZM226 138H227V137H226ZM230 138H231V137H230ZM235 138H236V137H235ZM242 138H243V137H242ZM179 139L182 140L181 137H180ZM183 139H184V138H183ZM187 139H184V140H187ZM190 139H192V138H190ZM195 139H197V137H196ZM222 139H223L222 143H224V140H225V139H224V138H222ZM222 139H221V140H222ZM104 140L106 141V139H104ZM143 140H145V138H143ZM158 140H159V139H158ZM184 140H183V142H184ZM203 140H204V139H203ZM203 140H201V142H202ZM243 140H245V138L242 139V141H243ZM92 141H93V140H92ZM96 141H98V140H96ZM110 141H111V139H110L109 141H108V139H107L106 142H110ZM163 141H164V144H163V145H165V142H166L167 140L164 139ZM168 141H169V140H168ZM168 141H167V142H168ZM189 141L191 142V140H189ZM195 141H196V140H194V141L192 140V142H195ZM212 141H213V142H212ZM217 141H218V140H217ZM217 141H216V142H217ZM219 141H220V140H219ZM219 141H218V142H219ZM225 141H226V140H225ZM111 142H112V141H111ZM142 142H145V141H142ZM142 142H141V143H142ZM190 142H188V143L190 144ZM198 142H199V141H198ZM198 142H195V143H198ZM211 142H212V144H211ZM220 142H221V141H220ZM243 142H246V140L243 141ZM8 143H9V141H8ZM95 143H96V142H95ZM120 143H121V144H120ZM149 143H150V142H149ZM149 143H148V146L151 147L152 145H151V143H150V144H149ZM156 143H157V141H156ZM170 143H171V142H170ZM178 143H180V142H178ZM188 143H187V144H188ZM195 143H194V145H193V147H192L191 150H193V149H196V150H197V149L199 148V147H196L197 144H195ZM199 143H200V142H199ZM208 143H210V144H208ZM222 143H221V144H218V145H222ZM228 143H229V142H228ZM3 144H5V143L3 142ZM3 144H2V145H3ZM103 144H104V143H103ZM185 144H186V143H185ZM187 144H186V145H187ZM189 144H188V145H189ZM214 144H215V143H214ZM229 144H230V143H229ZM232 144H233V142H232ZM13 145H14V144H13ZM100 145H101V143H100ZM138 145H139V144H138ZM145 145H146V143H144V146H145ZM168 145H170V144H168ZM174 145H175V144H174ZM174 145H172V146H174ZM180 145H181V144H180ZM183 145H184V144H183ZM216 145H217V144H216ZM235 145L238 147L237 144H235ZM235 145H234V146H235ZM240 145H241V144H240ZM240 145H239V146H240ZM243 145H244V143H243ZM10 146H12V145H10ZM10 146H8V147L10 148ZM14 146H15V145H14ZM90 146H91V144H90ZM94 146H95V144H94ZM146 146H147V145H146ZM148 146H147V147H148ZM159 146H161V145H160V142H159ZM203 146H204V145H203ZM224 146H225V145H224ZM229 146L233 148V146H232L231 144H230ZM1 147H2V146H1ZM92 147H93V146H92ZM102 147H103V146H102ZM150 147H149V148H150ZM176 147H177V146H176ZM183 147H184V146H182V148H183ZM188 147H189V146H188ZM194 147H195V148H194ZM213 147H215V145H214ZM240 147H241V146H240ZM58 148H59V147H58ZM82 148H83V147H82ZM93 148H94V147H93ZM156 148H157V147H155V149H156ZM158 148H159V147H158ZM179 148H180V146H179ZM189 148H191V146H190ZM201 148H202V147H201ZM210 148H211V147H210ZM219 148H220V147L218 146V150H219ZM223 148H226V147H223ZM223 148H221V149H223ZM235 148H236V147H234V149H233L234 151H235ZM247 148H248V147H247ZM2 149H3V148H2ZM6 149H7V147H6ZM89 149H90V147H89ZM104 149L107 150V148H104ZM137 149H138V150L140 149V151L138 152ZM165 149H167V148H165ZM169 149H171V148H168V150H169ZM176 149H177V148H176ZM184 149H185V148H184ZM211 149H212V148H211ZM216 149H217V148L215 147V151H216ZM229 149H231V148H226L225 153H226ZM245 149H246V148H245ZM4 150H5V149H4ZM56 150H58V149H56ZM64 150H65V149H64ZM83 150H84V149H83ZM116 150H117V149H116ZM116 150L114 149V150H112V151L117 152ZM119 150H120V148H119ZM136 150H137V151H136ZM143 150H144V149H143ZM145 150H146V147H145ZM151 150H152V148H151ZM168 150H166V151H167L166 153L171 154V151L168 152ZM185 150H186V149H185ZM198 150H199V149H198ZM224 150H225V149H224ZM253 150H254V149H253ZM99 151H100V150H99ZM107 151H108V150H107ZM107 151H106V152H107ZM146 151H147V150H146ZM180 151H181V150H180ZM180 151H179V152H180ZM189 151H190V149H189ZM194 151H195V150H194ZM194 151H192V152H193V155H194ZM199 151H200V150H199ZM199 151H195V154H196L197 152H199ZM221 151H222V150H221ZM221 151L219 150V152H221ZM229 151L231 152L232 150H229ZM236 151H237V149H236ZM236 151H235V152H236ZM57 152H58V151H57ZM57 152H55V153H57ZM87 152H88V150H87ZM91 152H92V151H91ZM93 152L95 153L94 150H93ZM102 152H103V150H102L100 153H102ZM106 152H104L105 154L103 153L102 157L100 156L101 154H99V153H97V155L99 154V156H100L103 160H104V159H105V160H108L109 157H108L107 155H109L108 153H110V152H108L107 154H106ZM115 152H114V155H115ZM128 152H127V153H128ZM143 152H144V151H143ZM172 152H173V151H172ZM206 152H207V151H206ZM208 152H209V151H208ZM144 153H148V151H147V152H144ZM152 153H153V155L155 154V153H154V150H152ZM160 153H164V152H160ZM160 153H159V156H158V158H159L158 160L161 159V156L163 157V155L160 154ZM180 153H181V152H180ZM186 153H187V152H186ZM190 153H191V152H190ZM237 153H238V151H237ZM52 154H53V153H52ZM65 154H66V153H65ZM91 154H93V153H91ZM120 154H121V151H120ZM120 154H119V155H120ZM123 154H124V153H123ZM123 154H122V155H123ZM142 154H143V153H142ZM156 154H157V153H156ZM169 154H168V155H169ZM172 154H173V153H172ZM191 154H192V153H191ZM216 154H217V153H216ZM219 154H220V153H219ZM223 154H224V151H222V154H221V155H223ZM231 154H232V153H230V155H231ZM242 154H243V153H242ZM242 154H241V156H242ZM5 155H6V154H5ZM5 155H4V156H5ZM86 155H88V154H86ZM122 155H121V156H122ZM124 155H125V154H124ZM128 155H130V154H128ZM135 155H136V154H135ZM135 155H134V156H135ZM137 155H138V154H137ZM153 155H152V156H153ZM157 155H158V154H157ZM160 155H161V156H160ZM164 155H166V154H164ZM168 155H167V158H170L171 161H172V159H173V161L175 162V159H174V158H171L172 156L174 157V154H173L172 156L170 155V157H168ZM12 156L14 157V155H12ZM50 156H52V155L50 154ZM54 156H56V155L54 154L53 157H54ZM89 156H90V158H91V155H89ZM92 156H93V155H92ZM95 156H96V155H95ZM99 156H98V157H99ZM104 156H105V157L107 156L108 158H107V157H106V158H103ZM144 156H146V157L143 158V159L141 158L142 155H141L140 159H138V156H137V159H138L137 161H138V162L136 161L137 164L134 165V166H132L133 164H132L131 166H129V163L131 164L132 162H134V160L130 159V160H132V161H130V162H129V160H128V161L126 160V162H127L126 166H127V167L124 168V169H123V167H121V168H122V169H121V173L123 174V175H122V174H121V175L124 177V179H125V178H130L131 181H132L134 175H135V177H136V176H138V177H140V178H141V177H144V179H145V181H146V180H147L146 178H149V177H146V178H145L146 175H147V176H152V177H150V178L153 179V177H156V178H157V176L160 174V176H158L157 179H158V181H159V178H160V177H163V178H164V179H163V178L160 179V180H162V181H160L159 185H162V186H159V188H160V189L158 188L159 190H157L155 187H154V188H151V189H154V190L156 189V192H159L158 194H160L161 192H162L161 194H163L164 192L166 193V190H168V195H169V194H170V193H169V189L172 188V187L170 186L171 184L169 183V184H170V185H169V186H170L169 189H166V190H165V187H164V186H166V182L164 181V180H165V175L168 174V170L166 169V166H164V165H166L167 163L163 164V162H165L166 157H163L164 160H163V159H162L163 161L161 160L162 163H161V161H159L160 164H163V165H160V166L158 165V166H156V165H154V164H152V163H151L152 165L149 164L150 162H154V161H155L154 158H152L151 156H149V154H148L149 157H147V155H145V154H144ZM181 156H182V157H181ZM189 156H190V155H189ZM197 156H200L199 153H197V154L195 155V157H197ZM231 156H233V155H231ZM231 156H230V157H231ZM250 156H251V155H250ZM5 157H6V156H5ZM61 157H62V156H61ZM100 157H99L100 160H97L98 158L94 157L95 160H96V161H95L96 164H98V161H99V162L103 161ZM110 157H112V156H110ZM124 157H125V156H124ZM124 157H120V158H119L120 161H121V158H123V160H124ZM130 157H131V156H130ZM153 157L156 158L155 155H154ZM203 157H204V156H203ZM226 157H227V155H226ZM226 157H225V158H226ZM228 157H229V155H228ZM0 158H1V155H0ZM2 158H3V157H2ZM9 158H11V156H10ZM62 158H63V157H62ZM62 158H61V159H62ZM126 158H127V154H126ZM134 158H135V157H134ZM190 158H191V157H190ZM197 158H198V157H197ZM199 158H200V157H199ZM201 158H202V157H201ZM201 158H200V159H201ZM222 158H223V156H222ZM3 159H4V158H3ZM3 159H1V161H2V162H6V160L3 161ZM46 159H47V158H46ZM53 159H54V158H53ZM76 159H77V158H76ZM85 159H86V158H85ZM87 159H89V158L87 157ZM109 159H110V158H109ZM156 159H157V158H156ZM177 159H180V160H178V161H180L179 167H180V166L183 167V168H184V167L187 168V166L189 167V165H187V163H188V158H187V155H186L185 153H182V155L180 154V156L177 157ZM177 159H176V161H177ZM193 159H196V158H192V160H193ZM215 159H216V158H215ZM58 160L60 161V159H58ZM112 160H113V159H112ZM112 160H111V162H112ZM170 160H169V161H170ZM196 160H197V162L199 161V159H196ZM204 160H205V159H204ZM217 160H218V159H217ZM219 160H220V159H219ZM238 160H239V159H238ZM238 160H237V161H238ZM8 161H9V160H8ZM54 161H55V160H54ZM64 161H65V160H64ZM117 161H118V160H117ZM223 161H224V160H222V162H223ZM227 161L229 162L228 159H227ZM237 161H236L235 163L238 165V167H237L236 164H234L233 160L231 161V162H233V164L230 163L231 166H232V167H233V166H234V167L236 166L237 168H239V163H240V165H244V164H242L243 162L241 163V161H240L239 163H237ZM242 161H243V160H242ZM246 161H248V160H246ZM246 161H245V162H246ZM2 162H0V164H1ZM48 162H49V161H48ZM52 162H53V161H52ZM52 162H50V163H52ZM62 162H63V160H62ZM66 162H67V161H66ZM86 162H87V161H86ZM148 162H149V163H148ZM166 162H167V161H166ZM174 162H173V163H174ZM190 162H191V160H190ZM199 162H200V161H199ZM245 162H244V163H245ZM6 163H7V162H6ZM6 163H4V165H6ZM60 163H61V162H60ZM88 163H89V162H88ZM106 163H107V161H106ZM106 163L104 162V164H106ZM157 163H158V162H157ZM175 163H176V162H175ZM178 163H179V162H178ZM203 163H204V162H203ZM225 163H226V162H225ZM10 164H11V163H10ZM21 164H22V163H21ZM48 164H49V163H48ZM57 164H58V163H57ZM61 164H62V163H61ZM99 164H100V163H99ZM107 164H108V163H107ZM107 164H106V165H107ZM110 164H111V163H110ZM142 164H143V167H141ZM146 164H147V165H146ZM169 164H171V163H169ZM169 164H168V167H169ZM193 164H195V163H192V165H193ZM250 164H251V163H250ZM7 165H9V163H7ZM24 165H25V164H24ZM67 165H68V164H67ZM72 165H73V164H72ZM74 165H76V164H74ZM77 165H79V164H77ZM175 165H176V164H175ZM199 165H200V164H199ZM226 165H228V164H226ZM1 166H3V163L1 164ZM1 166H0V167H1ZM61 166H63V165H61ZM79 166H80V165H79ZM79 166H77V167L79 168ZM92 166H93V163H92ZM92 166H91V167H92ZM95 166H96V165H95ZM101 166H102V165H100L99 168H101ZM119 166H121V165H119ZM128 166H129V168H128ZM172 166H173V165L171 164V167H172ZM195 166H196V164H195ZM200 166H201V165H200ZM203 166H204V165H203ZM251 166H253V165H251ZM251 166H250V167H251ZM6 167H7V166H6ZM6 167H5L4 169H3V168H0V172L2 171L1 169H3V171H4V170H5V171L7 170L6 172H8L9 167H8V168H6ZM15 167H16V166H15ZM58 167H59V166H58ZM63 167H64V166H63ZM67 167H68V166H67ZM83 167H84V168H85V167L87 168V166H82V167L80 166V170H78V169L76 168V166H75L74 169H75V170L77 169V170H76V171L73 170V171H75L74 174H75L76 172H78V171L81 172V168H83ZM97 167H98V166H97ZM130 167H131V168H130ZM168 167H167V168H168ZM171 167H169V169H170ZM221 167H222V166H221ZM224 167H225V169H228V168H229V165H228V168H227L225 165H224ZM232 167H231V169H232ZM243 167H244V166H243ZM245 167H246V165H245ZM245 167H244V168H245ZM61 168H62V167H61ZM65 168H66V167H65ZM84 168H83V169H84ZM99 168H97V169H99ZM103 168H104V165H103L102 169H103ZM199 168H200V167H199ZM237 168H235V169H237ZM241 168H242V166H241ZM247 168H248V167H247ZM55 169H56V166H55ZM55 169H53V170L55 171ZM72 169H73V168H72ZM89 169H91V168L88 167V170H89ZM104 169H105V171L108 172V169H107V168H104ZM104 169H103V170H104ZM115 169H116V168H115ZM175 169L177 170V168H175ZM175 169H174V170H175ZM178 169H179V168H178ZM184 169H185V168H184ZM222 169H223V168H222ZM231 169H230V171H231ZM239 169H240V168H239ZM239 169H238V170H239ZM250 169H251V168H250ZM57 170H58V169H57ZM64 170H65V169H64ZM103 170H101V171L104 173L105 171H103ZM165 170L167 171V174H166ZM171 170H173V168H171L170 171H171ZM176 170H175V172H176ZM180 170H181V169H180ZM180 170H179V172H181ZM189 170H190V167H189V169H188V168L186 169V171H189ZM191 170H192V169H191ZM223 170H224V169H223ZM232 170H233V169H232ZM241 170H242V169H241ZM3 171H2V172H3ZM5 171H4V172H5ZM62 171H63V170H62ZM66 171H67V170H66ZM84 171H85V169H84ZM90 171H91V170H90ZM90 171H88V173H90ZM95 171H96V170H95ZM95 171H94V172H95ZM97 171H98V170H97ZM99 171H100V170H99ZM192 171H193V170H192ZM197 171H198V169H197ZM236 171H237V170H236ZM9 172H10V170H9ZM43 172H44V171H43ZM63 172H64V171H63ZM173 172H174V171H173ZM183 172H185V170H182V173H183ZM194 172H195V170H194ZM198 172H199V171H198ZM198 172H197V173H198ZM208 172H209V170H208ZM216 172H217V171H216ZM231 172H232V171H231ZM233 172H234V170H233ZM252 172H253V171H252ZM72 173H73V172H72ZM72 173H71V174H72ZM82 173H84V172H82ZM85 173H86V175H87V172H85ZM85 173H84L83 175H85ZM96 173H97V172H96ZM99 173H100V172H99ZM132 173H133L134 175H133ZM163 173H165V175L161 176V174H163ZM169 173H170V172H169ZM176 173H178V171H177ZM182 173H180V174L182 175ZM186 173H187V172H186ZM197 173H196V174H197ZM247 173H248V172H247ZM0 174L2 175L3 173H0ZM5 174H6V173H5ZM24 174H25V172H24ZM24 174H23V175H24ZM45 174H46V173H45ZM71 174H70V175H71ZM77 174H78V173H77ZM92 174H93V171H92L91 175H92ZM105 174H106V172H105ZM136 174H137V175H136ZM172 174H173V173H172ZM172 174H171V173L169 174L170 177H171L170 179H172V176H171ZM180 174H179V175H180ZM191 174H192V173H191ZM231 174H233V173H231ZM254 174H255V173H254ZM1 175H0V176H1ZM11 175H12V174H11ZM86 175H85V177H86ZM91 175H88V176H91ZM96 175L99 176V174H96ZM103 175H104V174H103ZM111 175H112V174H111ZM119 175H120V174H118V176H119ZM169 175H167V176H169ZM186 175H189V174H186ZM199 175H200V173H199ZM199 175L197 174L198 177H199ZM215 175H216V174H215ZM218 175H219V174H218ZM220 175H221V174H220ZM222 175H223V174H222ZM224 175H227V174L224 172ZM251 175H252V174H251ZM251 175L248 174V179H251ZM45 176H46V175H45ZM73 176H75V175H73ZM76 176L80 177V175H76ZM93 176H94V174H93ZM93 176H92V178H93ZM131 176H132V177H131ZM203 176H204V175H203ZM206 176H207V175H206ZM212 176H213V175H212ZM229 176H230V175H229ZM246 176H247V175H246ZM249 176H250V178H249ZM254 176H255V175H254ZM24 177H25V176H24ZM82 177H84V176H82ZM82 177H81V178H82ZM95 177H96V176H94V178H95ZM102 177H104V176H102ZM177 177H178V175H177ZM232 177H233V176H232ZM232 177H231V178H232ZM261 177H262V176H261ZM1 178H2V177H1ZM7 178H8V177H7ZM7 178H6V179H7ZM66 178H67V177H66ZM70 178H71V176H70ZM75 178H76V177H74V179H75ZM87 178L89 179L90 177H87ZM87 178H84L85 181L88 180ZM107 178H108V177H107ZM107 178H106V179H107ZM117 178H118V177H117ZM182 178H183V177H182ZM188 178H189V177H188ZM188 178H184V179H187V181H189ZM201 178H203V177H201ZM214 178H215V177H214ZM226 178H227V177H226ZM235 178H236V177H235ZM8 179H9V178H8ZM8 179H7V180H8ZM61 179H62V178H61ZM72 179H73V178H72ZM76 179H77V181H78V178H76ZM76 179H75V181H76ZM144 179H143V180H144ZM184 179H183V180H184ZM199 179H200V178H199ZM199 179H196V180H199ZM212 179H213V178H212ZM224 179H225V178H224ZM229 179H230V178H229ZM229 179H228V180H229ZM237 179H238V178H237ZM246 179H247V178H246ZM248 179H247L246 181L243 180L242 182H243V183H244V182H247V183H248ZM10 180H11V179H10ZM12 180H13V178H12ZM12 180H11V181H12ZM16 180H17V179H16ZM16 180H15V181H16ZM18 180H19V178H18ZM18 180H17V181H18ZM27 180H28V179H27ZM79 180H80V179H79ZM89 180L91 181V179H89ZM102 180H104V179H102ZM111 180H112V179H111ZM125 180H126V179H125ZM136 180H137V179H136ZM140 180H141V179H140ZM143 180H141V181H143ZM173 180L176 181L175 177L173 178ZM201 180H202V179H201ZM206 180H207V178H206ZM214 180H215V179H214ZM217 180H218V179H217ZM217 180H216V181H217ZM232 180H233V179H231V181H232ZM251 180H252V179H251ZM45 181H46V180H45ZM81 181H82V180H80V181H78V182L80 183ZM85 181H84V184H85ZM93 181H96V180H93V179H92L91 182L93 183ZM98 181H99V179H98ZM104 181H105V180H104ZM118 181H120V180H118ZM128 181H129V180H128ZM138 181H139V179H138ZM150 181H151V180H150ZM153 181H154V180H153ZM156 181H157V180H155V183H156ZM166 181H167V180H166ZM178 181H179V180H178ZM203 181H204V180H203ZM209 181H210V180H209ZM212 181H213V180H212ZM212 181H211V182H212ZM231 181H230V182H231ZM233 181H234V180H233ZM233 181H232V182H233ZM252 181H253V180H252ZM2 182H3V180H2ZM9 182H10V181H9ZM29 182H30V181H29ZM71 182H72V181H71ZM73 182H74V180H73ZM73 182H72V183H73ZM86 182H87V181H86ZM96 182H97V181H96ZM96 182H95V183H96ZM101 182H102V181H101ZM108 182H109V181H108ZM115 182H116V180H115ZM115 182H114V183H115ZM143 182H144V181H143ZM147 182H148V180H147ZM147 182H146V183H145V182H144V183L141 182V184H147ZM167 182H168V181H167ZM211 182H210V183H211ZM230 182H227L226 184H228V183L230 184ZM256 182L258 183V181H256ZM17 183H18V182H17ZM23 183H24V182H23ZM66 183H67V182H66ZM75 183L77 184V182H74V186H75V187H74V186H73L74 188L71 187V188L74 189V190H75V188H77V185H75ZM79 183H78V185H79ZM87 183H90V182H87ZM87 183H86V185H87ZM97 183H98V182H97ZM128 183H130V181H129ZM150 183H153V182H150ZM179 183H180V182H179ZM196 183L198 184V182H196ZM199 183H200V182H199ZM204 183H205V182H204ZM207 183H208V182H207ZM233 183H236V182H233ZM259 183H260V182H259ZM13 184H14V183H13ZM82 184H83V183H82ZM99 184H100V183H99ZM103 184H104V185H103ZM110 184H111V183H110ZM141 184H140V182L136 183L135 185L132 184V182L130 183V185H131V187H132L133 189H134L133 185L136 186V187H135V190H136V188H138ZM237 184H239V183L237 182ZM249 184L251 185V183H249ZM252 184H253V183H252ZM72 185H73V184H72ZM80 185H81V183H80ZM88 185H89V184H88ZM97 185H98V184H97ZM97 185H95V186L97 187V191H96V189H95V191H93L94 188H93V190H92V186H91V187H90V185L88 186V188L92 190V191H91V190H88V192H89V191H91L92 193L94 192V195H95V192H96V194H97L96 197H95L94 195H91L90 192H89V193H88V192H85V193H88V194H87L88 196H92V197L87 198L88 200H89L90 198H92V201L90 200L91 202H93V200L96 198V199H97V203H99V202L102 203L103 201H99V202H98V200H99V197H98V194H99V193H98V191H102V193H103V192H106L105 189H106V188L108 189V187H106L107 185L105 186V183H102V188H103L104 190H102V189L98 190V187H100V186H97ZM100 185H101V184H100ZM114 185H115V184H114ZM116 185H117V184H116ZM120 185H121V184H120ZM120 185L118 184V185H117L118 187H117V186H115V187L120 189V188H122V187H120ZM126 185H127V184H126ZM126 185H125V188L123 187L122 191H120V190H118V189L116 190L115 187H114V189H115V191H119V192H121V193H123V192H125V191H126V193H127V190L124 191V189H126ZM148 185H149V184H148ZM185 185H186V184H185ZM185 185H184V187L187 188V185H186V186H185ZM2 186H3V185H2ZM14 186H15V188L13 187V185H11V188H10V189H12V188L16 189V188H17L16 191H18V188L21 187V185H19L20 187H18V185H17V187H16L15 184H14ZM65 186H66V185H65ZM81 186H82V185H81ZM95 186H94V187H95ZM103 186H104V187H103ZM176 186H177V185H176ZM176 186L174 187L175 189L177 188ZM197 186H198V185H197ZM238 186H239V185H238ZM241 186H242V185H241ZM253 186H254V188H256V186H258V185L255 184V182H254ZM4 187H5V186H4ZM48 187H49V186H48ZM79 187H80V186H79ZM84 187L86 188V186H84ZM96 187H95V188H96ZM105 187H106V188H105ZM127 187H128V186H127ZM156 187H158V186H156ZM167 187H168V186H167ZM184 187H183V188H184ZM193 187H195V185L192 186V188H193ZM80 188H81V187H80ZM132 188H131V189H132ZM174 188H173V189H174ZM192 188H190V190H192ZM246 188H247V187H246ZM254 188H253V190H254ZM258 188H259V187H258ZM72 189H71V192H70V190H69V188H68V191H69L70 193H72ZM81 189H82V188H81ZM127 189H130V188H127ZM133 189H132V190H133ZM144 189L146 190V188H144ZM151 189H147V190H148L147 192L149 193V191H150ZM173 189H172V190H173ZM175 189H174V191H172V193H173L174 195L179 194V192H178L177 189H176V192H175ZM184 189H185V188H184ZM187 189H188V188H187ZM187 189H186V190H187ZM195 189H196V187H195ZM4 190H5V188H4ZM4 190H2V191L0 190V191H1L0 193L4 192ZM78 190L80 191V189H78ZM84 190H86V189H84ZM135 190H134V191H135ZM142 190H143V189H142ZM164 190H165V191H164ZM179 190H181V189L179 188ZM218 190H219V189H218ZM228 190H229V189H228ZM238 190H239V189H238ZM240 190H242V188H241ZM247 190H249V188H248ZM16 191H15V190H12V191H11V194H12V192L17 193ZM46 191H47V190H46ZM79 191H78V192H79ZM128 191H129V190H128ZM134 191H133V192L130 191V193L132 192L131 194H133ZM138 191H139V189H138ZM138 191H135V192H137V194L140 195V194H139L140 192L138 193ZM151 191H152V190H151ZM151 191H150V196H151V194H154V192H153V191L151 192ZM197 191H198V190H197ZM208 191H209V190H208ZM5 192H6V191H5ZM5 192H4V193H5ZM76 192H77V190H76ZM76 192L74 191V195L78 194V193H76ZM82 192H83V190H82ZM82 192L80 191V193H81L80 195L83 194ZM112 192H113V191H112ZM141 192H142V191H141ZM144 192H145V191H143V193H144ZM147 192H146V193H147ZM156 192H155V193H156ZM174 192L177 193V194H175ZM189 192H190V191H189ZM193 192H196V190L193 191ZM210 192H211V191H210ZM229 192H230V191H229ZM4 193H3V194H4ZM18 193H19V191H18ZM32 193H33V192H32ZM70 193H68V194H70ZM85 193H84V194H85ZM100 193H101V192H100ZM102 193H101V194H102ZM114 193H116V192H114ZM130 193H129V194H130ZM148 193H147V194H148ZM165 193H164V194H165ZM182 193H183V192H182ZM191 193H192V192H191ZM202 193L204 194V192H202ZM211 193H212V192H211ZM218 193H219V192H218ZM222 193H223V194H225V193L228 194V192H222ZM3 194H1V195H3ZM63 194H64V193H63ZM131 194H130V195H131ZM134 194H136V193H134ZM141 194H142V193H141ZM147 194H146V195H147ZM156 194H157V193H156ZM161 194L159 195V198H160V196H162ZM164 194H163V195H164ZM173 194H171V195H173ZM183 194H185V193H183ZM192 194H194V193H192ZM7 195H10V193H7ZM12 195H13V194H12ZM12 195H11V196H12ZM14 195H15V194H14ZM61 195H62V194H61ZM65 195H66V194H65ZM78 195H79V194H78ZM78 195H76V196H78ZM80 195H79V196H80ZM130 195H129V196H130ZM138 195H137V196H138ZM144 195H145V193H144ZM146 195H145V196H146ZM154 195H155V194H154ZM165 195H167V194H165ZM171 195H170V197H171ZM198 195H199V194H198ZM215 195H216V194H215ZM218 195H219V194H218ZM221 195H222V194H221ZM225 195H226V194H225ZM225 195H222L221 197L217 198V199H219V202H218L217 199H210L211 202H210L209 204L207 203V204L210 206V209L213 210V209H214V205L216 206L217 203L219 204V203H221V202L223 203L224 201H226V200H224V201L222 200V197H223V196H224L223 199H228V196L226 195L227 198H225V197H226ZM228 195H229V194H228ZM240 195H241V194H240ZM15 196H16V195H15ZM18 196H19V195H18ZM20 196H21V195H20ZM20 196H19V197H20ZM28 196H29V195H28ZM68 196H71V195H68ZM76 196H74V197H76ZM85 196H86V194H85ZM85 196H83V197L80 196V197H81V198H84ZM93 196H94V198H93ZM99 196H100V195H99ZM101 196H103V195H101ZM101 196H100V198H101ZM111 196H112V194H111ZM131 196H132V195H131ZM137 196H136V198H138V199L134 198V200L132 199V201L129 202V203H132V204H133V207H134V204L136 205V203H133V202H137V203H138V201H140L139 198L142 197L141 195H140L141 197H137ZM157 196H158V195H157ZM185 196H186V195H185ZM188 196H189V195H188ZM188 196H187V197H188ZM200 196H201V195H200ZM212 196H213V195H212ZM246 196H247V195H246ZM8 197H9V196H7V198H8ZM23 197H24V196H23ZM64 197H65V196H64ZM72 197H73V196H72ZM74 197H73V198H74ZM86 197H87V196H86ZM103 197H104V196H103ZM114 197H115V196H114ZM119 197H120V196H119ZM134 197H135V196H134ZM216 197H217V195H216ZM9 198H10V197H9ZM73 198H72V199H73ZM76 198H77V202H78V197H76ZM110 198H111V197H110ZM142 198H143V197H142ZM145 198H146V197H145ZM163 198H164V196H163ZM166 198H167V200L169 199V197H166ZM172 198H173V197H172ZM172 198H170V199H172ZM174 198H175V197H174ZM176 198L178 199V196H177ZM182 198H183V197H182ZM212 198H213V197H212ZM10 199H11V198H10ZM63 199H64V198H63ZM63 199H62V200H63ZM72 199L70 198L71 202L73 201ZM143 199H144V198H143ZM156 199L158 200V197H157ZM156 199H152L153 201H149V203H146L148 200H146L145 203H143V202H144V201H143V202H142L143 205H142V204H139V205H141L139 209L141 210V207H144V204H148V205H147V208H148V206L150 205V202H151V204H152V202H153V204H154V203L156 204V202H157ZM160 199H161V198H160ZM188 199H189V198H188ZM197 199H198V198H197ZM203 199H204V198H203ZM220 199H221V202H220ZM245 199H246V198H245ZM53 200H54V199H53ZM67 200H69V199H67ZM67 200L65 199V202H66ZM79 200H80L79 202H81V199H79ZM84 200H86V199H84ZM84 200H82L83 205H81V206H84L85 204L88 205V203H90L91 205L93 204V203H91L90 201H89V202L87 201L88 203L85 201V202H86V203H85V202H83ZM109 200H110V199H109ZM141 200H142V199H141ZM174 200H175V199H174ZM180 200H181V199H180ZM186 200H187V199H186ZM74 201L76 202L75 198H74ZM74 201H73V203L75 204ZM94 201H95V200H94ZM111 201H113V200H111ZM111 201H110V202H111ZM116 201H117V199H116ZM122 201L125 202V200H122ZM155 201H156V202H155ZM168 201H169V200H168ZM170 201L172 202V200H170ZM243 201H244V200H243ZM243 201H241V202H243ZM246 201H247V200H246ZM71 202L68 201V203L66 202L67 204L65 203V205H66V206H67L68 204L70 205ZM79 202L77 203V204H78V205H77L78 207H80V205H79L80 203H79ZM106 202H107V201H106ZM110 202H108V203H110ZM117 202H118V201H117ZM176 202H177V201H176ZM178 202H181V201L178 200ZM178 202L176 203L177 206H178V204H179ZM226 202H227V201H226ZM226 202H225L224 204H226ZM10 203H11V202H10ZM56 203H58V201H57ZM60 203L62 204L63 201L60 202ZM82 203H81V204H82ZM84 203H85V204H84ZM97 203H96V204H97ZM101 203H100V204H101ZM119 203H120V201H119ZM125 203H126V202H125ZM166 203H167V201H166ZM183 203H184V202H183ZM185 203H186V201H185ZM215 203H216V204H215ZM227 203H228V202H227ZM238 203H239V202H238ZM13 204H14V203H13ZM61 204H60V205H61ZM90 204L88 205L87 209L90 208V210H93V208L91 209V205H90ZM94 204H95V203H94ZM96 204H95V205H96ZM117 204H118V203H117ZM132 204H131V205H132ZM161 204H165V203L162 202ZM189 204L192 205L191 201L189 202ZM194 204H195V203H194ZM198 204H199V203H198ZM224 204H223V206H224ZM71 205H72V204H71ZM71 205H70L69 207H67V208H69V211H71V210H72V207H74L76 204L73 205L72 207H71ZM87 205H85V206H87ZM97 205H98V204H97ZM97 205H96L95 207H98ZM108 205H109V204H108ZM118 205H119V204H118ZM120 205H121V204H120ZM126 205H127V203H126ZM157 205H158V202H157ZM170 205H171V204H170ZM170 205H169V207H170L171 211H172L173 213L177 214L176 211H178V210H177L178 207H176V205L173 203V205H175L174 209L177 208L176 210H174V211H175V212H174V211L172 210L173 208L171 207L172 205H171V206H170ZM179 205H180V206H179V207H180L179 209H181V210H179V211H182V210L184 209V207L187 206V204H185L184 207H183V209H182V206H181L182 203H180ZM191 205H190V206H191ZM196 205H197V204H196ZM208 205H207V206H208ZM221 205H222V204H221ZM230 205H231V204H230ZM56 206H57V205H56ZM63 206H64V205L62 204L61 207H63ZM101 206H103V205H101ZM111 206H112V205H111V203H110V205H109V209H111ZM114 206H115V205H114ZM122 206H123V204H122ZM158 206H159V205H158ZM160 206H162V205H160ZM165 206H166V205H165ZM197 206H198V205H197ZM207 206L204 207V208H206L205 211H207V209H209V207H207ZM211 206H212V207H211ZM225 206H226V205H225ZM225 206H224V207H225ZM75 207H76V206H75ZM93 207H94V206H93ZM95 207H94V209H95ZM99 207H100V206H99ZM105 207H106V206H105ZM115 207H117V205H116ZM126 207H127V206H126ZM133 207L130 206L129 208H130L131 210H133V209H132ZM166 207H167V206H166ZM166 207H165V208H166ZM187 207H189V205H188ZM187 207H186V208H187ZM198 207H199V206H198ZM228 207H229V205H227V208H228ZM58 208H59V207H58ZM70 208H71V209H70ZM76 208H77V207H76ZM119 208H120V207H119ZM134 208H135V207H134ZM136 208H137V207H136ZM136 208H135V210H136ZM191 208H192L191 210H193V212H192L191 210L189 211V212L191 213V216H192L194 213H195V215H196V213H199V211H197L196 209H195L196 212H194V209H193V208H195V205H194L193 207L191 206ZM200 208H201V207H200ZM215 208L217 209L218 206L215 207ZM219 208H220V207H219ZM225 208H226V207H225ZM47 209H48V208H47ZM64 209H65V208H64ZM73 209H74V208H73ZM87 209H86V210H87ZM137 209H138V208H137ZM158 209H159V208H158ZM162 209H163V208H162ZM198 209H199V208H198ZM210 209H209V211H211ZM220 209H222V207H221ZM250 209H251V208H250ZM57 210H58V209H57ZM76 210H78V209H76ZM106 210H107V212H108V206H107V209H106ZM111 210H112V209H111ZM117 210H118V208H117ZM119 210H121L123 213H126V215L124 214L123 217L120 215L121 217L119 216V218H121L124 222L127 221V220H125V219L128 217V215H127V213H128V208H127V209H126V208H125V209H124V208L122 209V207H121V209H119ZM165 210L168 211V207H167V209H165ZM199 210H200V209H199ZM202 210H203V209H202ZM202 210H201V212H202ZM222 210H223V209H222ZM12 211H13V210H12ZM24 211H25V209H24ZM60 211H61V209H60ZM69 211H68V212H69ZM73 211H75V210H73ZM78 211H79V210H78ZM138 211H139V210H137V212H138ZM141 211H142V210H141ZM145 211H147V210L145 209ZM148 211H149V210H148ZM153 211H154V210H153ZM153 211H152V212H153ZM171 211L169 210V212H171ZM179 211H178V212H179ZM183 211H184L185 214H186V213H189L188 210L186 211V210L184 209ZM183 211L180 212V213L183 214ZM216 211H217V210H215L214 213H216ZM227 211H228L227 209H224V212H223V213L225 214ZM258 211H259V210H258ZM6 212H7V211H6ZM26 212H27V211H26ZM26 212H25V213H26ZM28 212H29V211H28ZM32 212H33V211H32ZM57 212H58V211H57ZM87 212H88V211H87ZM92 212H93V211H92ZM112 212H113V210H112ZM135 212H136V211H135ZM156 212H157V211H156ZM172 212H171V213H172ZM217 212H219V211H217ZM25 213H24V214H25ZM53 213H54V212H53ZM71 213H72V211H71ZM73 213H74V212H73ZM77 213H78V212H77ZM120 213H121V212H120ZM129 213H130V211H129ZM129 213H128V214H129ZM146 213H147V212H146ZM153 213H154V212H153ZM180 213H179V214H180ZM192 213H193V214H192ZM208 213H209V212H208ZM19 214H20V213H19ZM79 214H80V212H79ZM131 214H132V212H131ZM135 214H136V213H135ZM139 214H140V216H142L143 213H140V211H139ZM147 214H149V213H147ZM175 214H174V216H173V215H170V216H165V218L162 217V218L157 219V220H159V221L161 220L160 222H157L156 220H155V221L153 220V226H152V227L150 226L151 230L148 229L149 226H147L146 230L144 229V231H147V234H148V235H151V234H152L151 236H149V237H150V242H152V240L156 238V239H155V242H154L153 244H155L156 241L159 240V238H160V241H161V238L163 239L162 242L164 241L163 243L160 242V241H157V242H158L157 245H158L160 248H163L162 250H161V249H160V250H156L157 247L154 246L153 244H151V246H154L152 249H151V247H150V249L152 250V252H150V253H151L152 255H151V254H148L149 251H150L149 247H148V249H146V250H149V251H146V250L144 249V250H145L144 252H148V253H147V256L150 255L149 258H147L146 255H144V256L147 258V260H148V261L145 260V261H146V262H145L146 264H193V263L196 264L197 262H196L195 258L191 257V258H193V259H192V261H190V260L186 257V254H189V255L192 254L194 257L197 256V255H198V257L203 256V259H204V255H206L207 252L212 251V249H211V247H210V244H212V239L210 238V236H207L206 234H205V235L202 234L203 231H201L200 228L198 227V225H196V226H192L191 229H190V228L188 229L187 226L185 227V228H187L188 230H190V231H189V235H190V236L188 235V236H187L188 238L186 237V238H187L186 240H188V239L190 240L189 237H191L192 235H193V237H194V236H195V237H199L198 240L196 241V245H198V246H197V247H196V246L194 247V246L192 245V244H195V242H194V243H192V242H191V243H187V241H186V243H184V246H182V247L184 248L183 250H185V251L182 250L183 252L181 253V252H180V251H181V250H180V246L182 245V241H181V237H179V235H180L181 233L179 234L178 231H177V229H175V227H174V224H175L174 222H175L176 220H177V222H178V221H179L178 219H180L181 215H180V216H177L178 214H177V215H175ZM209 214H210V213H209ZM228 214H229V213H228ZM230 214H232V213H230ZM256 214H257V212H256ZM20 215H21V214H20ZM52 215H53V214H52ZM65 215H66V214H65ZM75 215H76V213H75ZM92 215H93V214L91 213V216H92ZM107 215L109 216V213H107ZM107 215L105 216V214H104V217H106V220L110 219V217H111L113 214L110 213L111 216H109V217H107ZM115 215H116V214H115ZM143 215H144V214H143ZM206 215H208V214H206ZM225 215H226V214H225ZM54 216H55V215H54ZM72 216H73V215H72ZM82 216H83V217H82ZM82 216H81V215L78 216V214H77V217H76V218H75V217L73 218V217L68 216L69 218H72V220L74 219L73 221H74L75 223H78L79 225L75 224L73 221H72L73 226H72V224H70L71 221H69V224H70L72 227H71L69 224H67L68 221H67V222L64 221L66 224H65L64 222H63V223H64L67 227L70 226L71 232H72V230H73L74 233H73V234L69 233V234H71V235H74V234H75V235H76L75 237H77V236L80 237V238H78V240H79V239L82 240V243L85 244V247H83V250L86 249L87 251H88V250L90 251L91 249L95 248L96 245L94 246V243H95L97 240H96V241H95L94 239L92 240V238H94L95 236H94V237L91 236V237H92V238H91V237H90V233H89V235L85 234V235L88 236V237H86V238H88V239L91 238V240L89 239L90 241H87V240L85 239V236H82V237H81V236L79 235V233L81 234V232H83V228H82V227H84V226H82V225H83L84 223L86 224V223L88 222V219H89V218H88V219H85L84 216H86V215H83V214H82ZM88 216L90 217V214H89ZM96 216H97V213H96ZM126 216H127V217H126ZM129 216H130V215H129ZM140 216H139V217H140ZM175 216H176V217H175ZM188 216H190V214H187V217H188ZM34 217H36V216H34ZM56 217H57V216H56ZM62 217H63V216H62ZM66 217H67V215H66ZM81 217H82V218H81ZM131 217H132V216H131ZM139 217H138V218H139ZM184 217H186V215H184ZM194 217H195V216H194ZM197 217H198V218H195V220L197 219L196 222L201 221V220L198 221V219H199V217H200V214H199V216H198V214H197ZM207 217H208V216H207ZM211 217H212V216H211ZM216 217H218V215H216ZM225 217H226V216H225ZM225 217L223 216L222 218L225 219ZM232 217H233V216H232ZM251 217H252V216H251ZM7 218H9V217H7ZM30 218H31V217H30ZM32 218H33V217H32ZM32 218H31V219H32ZM78 218H81V219H79V221L82 222V224H80V222H78ZM107 218H108V219H107ZM117 218H118V217H117ZM145 218H147V216H146ZM145 218H144V220H145ZM150 218H151V217H150ZM200 218H201V217H200ZM25 219H27V218H25ZM25 219H24V220H25ZM90 219H92V218L90 217ZM90 219H89V220H90ZM102 219H103V217H102ZM113 219H114V215H113V217H112V220H113ZM121 219H118V220H117V223H118L119 226L121 225V224H120V220H121ZM128 219H130V218L128 217ZM131 219H132V218H131ZM182 219H183V216H182ZM182 219H181V220H182ZM231 219H232V218H231ZM18 220H19V219H18ZM18 220H17V221H18ZM82 220H84V221H82ZM85 220H87V221L85 222ZM110 220H111V219H110ZM110 220H109V221H110ZM112 220H111V222H112ZM149 220H150V219H149ZM192 220H193V218H192L190 221H192ZM210 220H211V219H210ZM210 220H209V221H210ZM221 220H222V219H221ZM250 220H251V219H250ZM252 220H255V218L252 219ZM14 221H15V220H14ZM20 221H21V225H24L25 223H27V222H25L24 224H22L23 221H22V220H20ZM29 221L31 222L30 219H29ZM29 221H28V223H29ZM35 221H36L35 223L37 224V218L35 219ZM62 221H63V220H62ZM76 221H77V222H76ZM103 221L105 222V219H104ZM109 221H108V223L110 224ZM118 221H119V222H118ZM141 221H143L142 218H141ZM205 221H206V220H205ZM247 221H248V220H247ZM255 221H256V220H255ZM58 222H59V221H58ZM96 222H97V221H96ZM114 222L116 223V221H114ZM114 222H113V223H114ZM121 222H122V221H121ZM135 222H136V219H135ZM143 222H144V221H143ZM143 222H142V223H143ZM177 222H176V224H177ZM235 222H236V221H235ZM258 222H259V221H258ZM33 223H34V222H33ZM33 223H32V226H31V227L35 226V223H34V224H33ZM91 223H92V222H91ZM91 223H89V225H91ZM106 223H107V221H106ZM108 223H107V225H108ZM127 223H128V222H127ZM136 223H137V222H136ZM136 223H134V224H136ZM139 223H141V222H138L137 224H139ZM144 223H145V222H144ZM179 223H180V222H179ZM199 223H201V222H199ZM202 223H203V222H202ZM208 223H209V222H208ZM19 224H20V222H19ZM19 224H18V225H19ZM29 224H31V223H29ZM29 224H28V225H29ZM96 224H97V223H96ZM130 224H131V223H130ZM134 224L132 223V227H133V226L136 227L137 224H136V225H134ZM182 224H183V223H181V225H182ZM192 224H193V223H192ZM214 224H215V223H214ZM219 224H222V223H219ZM224 224H225V223H224ZM12 225H13V224H12ZM18 225H17V226H18ZM61 225H62V224H61ZM68 225H69V226H68ZM89 225H88V226H89ZM92 225H93V223H92ZM92 225H91L90 227H88L87 224H86L85 227H86V228H89V229L92 227V229H93V226H92ZM102 225H103V224H102ZM118 225H117V227H118ZM155 225H156V226H155ZM185 225H186V224H185ZM187 225H188V224H187ZM206 225H207V224H206ZM227 225L229 226L228 223H227ZM239 225H240V224H239ZM245 225H246V224H245ZM251 225H252V224H251ZM255 225H256V224H255ZM257 225H259V224H257ZM257 225H256V228H257ZM3 226H4V225H3ZM14 226H15V225H14ZM29 226H30V225H29ZM59 226H60V225H59ZM79 226L81 227V228H79V229H80V230L82 229L81 231L78 229ZM105 226H106V225H105ZM113 226H116V224H114ZM139 226H140V225H139ZM143 226H144V225H143ZM202 226H204V225H202ZM216 226H219L218 223H217ZM220 226H221V225H220ZM223 226H224V225H223ZM241 226H242V225H241ZM249 226H250V225H249ZM262 226L264 227V225H262ZM11 227H12V226H11ZM27 227H28V226H27ZM61 227H62V226H61ZM106 227H107V229H108V226H106ZM188 227H190V224H189ZM243 227H244V224H243ZM250 227H251V226H250ZM250 227H249V229H250V231H251V228H250ZM252 227H253V225H252ZM12 228H13V227H12ZM21 228H22V226H21ZM23 228H24V227H23ZM72 228H73V229H72ZM115 228H116V227H115ZM125 228H126V226H123V225H122L121 230H122V229L126 230V233L123 234V233L121 232L122 234H121V236L119 237V239L115 237V238L118 239V240L121 239L122 244L124 243L123 241H128V240H129V242H131L130 239H131L132 236H133V234H131V233H135V235H134L133 238H135V236L137 237V234H138V233L135 232V231H134V232H131V233H130V234H131V238H130V237H129L130 234H128V233L130 232V229H131V228H130V226H129L127 229H125ZM136 228H137V227H136ZM142 228H143V227H142ZM142 228H141V230H140L141 232L143 231ZM182 228L184 229V226H183ZM203 228H204V227H203ZM213 228H214V227H213ZM226 228H227V227H226ZM229 228H230V227H229ZM235 228H236V227H235ZM25 229H26V228H25ZM28 229H30V228H28ZM76 229H77V230H76ZM89 229H88V231H87V229H86V231L89 232ZM92 229H90L91 232H92ZM103 229H105V227H103ZM107 229H106V230H107ZM113 229H114V228H113ZM113 229H112V230H113ZM194 229H195V230H194ZM214 229H215V228H214ZM214 229H213V230H214ZM247 229H248V228H247ZM124 230H123V231H124ZM188 230H187V231H188ZM222 230H223V227H222ZM227 230H228V229H227ZM255 230H256V229H255ZM22 231H24V229H23ZM29 231H30V230H29ZM86 231H84V232H86ZM99 231H100V229H99ZM118 231H119V230H118ZM136 231H137V230H136ZM140 231H139V232H140ZM144 231H143V232H144ZM148 231H149V232H148ZM217 231H220L219 228L217 229ZM240 231H241V232H240ZM240 231H239L240 233H243V231H242L241 229H240ZM247 231H248V230H247ZM253 231H254V227H253ZM253 231H252V232H253ZM8 232H9V231H8ZM25 232H26V231H25ZM27 232H28V230H27ZM27 232H26V233H27ZM30 232H31V231H30ZM114 232H115V231H114ZM116 232H117V231H116ZM116 232H115V233H116ZM180 232H182V231H180ZM229 232H230V233H229ZM239 232H237V233H239ZM9 233H10V232H9ZM19 233H21V232H19ZM109 233H110V232H109ZM109 233H108V234H109ZM115 233H112V235L114 236ZM136 233H137V234H136ZM184 233H186V232L183 231V234H182V235H184ZM187 233H188V232H187ZM190 233H191V234H190ZM203 233H204V232H203ZM219 233L223 236V238H224L225 240H226V239L228 240L227 243H226V246H224V250H225L226 248H230V247H231L230 243H231V242H234V241H233V237H231V235H229V234H231V230L228 231L229 234L226 233V230H225V231H222V232H219ZM257 233H259L258 230H257ZM82 234H83V233H82ZM140 234H141V233H140ZM140 234H139L138 236H140V237H141V235H142L143 237L145 236V232H144V234H141V235H140ZM164 234H165V237H167V240H166V238H163ZM247 234H249V232H248ZM247 234H246V235H247ZM63 235H64V234H63ZM66 235H67V234H66ZM71 235H69L70 238H69V236H68V238H69L70 240H71V238H72V240L77 241V239H76V240L73 239L74 237H71ZM92 235H93V232H92ZM96 235H98V234H96ZM148 235H146V238H147V239H148ZM235 235H237V234H235ZM249 235H250V234H249ZM249 235H248V236H249ZM251 235H252V234H251ZM1 236H2V234H1ZM22 236H23V235H22ZM115 236H116V235H115ZM222 236H221V237H222ZM242 236H244V235H242ZM83 237H84V240L86 241L85 243L83 242V239H81V238H83ZM143 237L140 238V239H141V240H142V239L144 240L145 237H144V238H143ZM195 237H194V238H195ZM251 237H252V236H251ZM255 237H256V236H255ZM7 238H8V237H7ZM21 238H22V237H21ZM21 238H20V240H22ZM129 238H130V239H129ZM133 238L131 239V240H132V244H134V242H133L134 239H133ZM151 238H153V239L151 240ZM157 238H158V239H157ZM194 238H193V240H194ZM236 238H237V237H236ZM249 238H250V237H249ZM249 238L247 239L246 243H243V244L241 243V244H242V247H243V248L241 247V249H244V251H246L245 256H247V253H248V252H247V247H250V245H251V244H249L250 241H248ZM258 238H259V237H258ZM10 239H11V238H10ZM16 239H17V238H16ZM23 239H24V238H23ZM27 239H28V238H27ZM62 239H63V238H62ZM164 239H165V240H164ZM238 239H239V238H238ZM241 239L244 240L242 237H241L239 240H241ZM245 239H246V238H245ZM252 239H254V236H253ZM1 240H2V239H1ZM11 240H12V239H11ZM18 240H19V239H18ZM18 240L15 241V243L18 242ZM20 240H19V243H20V242H21V243L24 242V241L22 242V241H20ZM25 240H26V239H25ZM63 240H64V239H63ZM80 240H79V241H80ZM118 240L115 241L116 244H118V242H120V241H118ZM122 240H123V241H122ZM141 240H140V241H141ZM145 240H146V239H145ZM145 240H144L143 242L146 244V246L148 245V243H149V246H150V242L146 243ZM234 240H235V237H234ZM147 241H148V240H147ZM190 241H191V240H190ZM194 241H195V240H194ZM198 241H199V242H198ZM235 241L237 242V240H235ZM4 242H5V241H4ZM9 242H10V241H9ZM27 242H28V241H27ZM65 242H66V241H65ZM72 242H73V241H71V243H72ZM97 242H98V241H97ZM97 242H96V244H97ZM99 242H100V240H99ZM103 242H104V241H103ZM112 242H113V241H112ZM121 242H120V243H121ZM129 242H128V243H129ZM244 242H245V241H244ZM254 242H255V241H253V242L251 241L252 244H254ZM262 242H263V241H262ZM0 243H1V242H0ZM2 243H3V241H2ZM61 243H62V245L64 244L63 242H61ZM101 243H102V242H101ZM101 243L98 244V247H100ZM128 243L125 242V244H128ZM135 243H136V241H135ZM140 243L142 244V245H141V247H142L144 243H142V241H141ZM159 243H160V244H159ZM197 243H198V244H197ZM205 243H206V248H205V249H201V246H203V244H205ZM247 243H248L249 245H248ZM11 244H12V243H11ZM16 244H17V243H16ZM24 244H25V242H24ZM73 244H74V242L72 243V245H73ZM102 244L104 245V243H102ZM116 244H115V245H116ZM130 244H131V243H130ZM138 244H139V243H137V245H136L137 248H138V246L140 245V244H139V245H138ZM145 244H144V246H145ZM256 244H257V243H256ZM12 245H13V244H12ZM21 245H22V244H19L18 246H21ZM26 245H27V244H26ZM26 245H25V248H26ZM66 245H67V244H66ZM68 245H69V243H68ZM103 245H101V246H103ZM105 245H106V244H105ZM108 245H109V244H108ZM108 245H107V246H108ZM113 245H114V244H113ZM10 246H11V245H10ZM77 246H78V245H77ZM122 246H123V245H122ZM125 246H126V245H125ZM128 246H130V245H128ZM128 246H127V247H128ZM136 246H135V248H134V249H135L134 252H136ZM144 246H143V248H146V247H144ZM232 246H233V245H232ZM0 247H1V246H0ZM14 247H15V246H14ZM22 247H23V248H22ZM22 247H21V249H24V245H22ZM79 247H80V248H79ZM79 247H78L79 249H82L81 246H79ZM98 247L96 246L97 250H96V248L94 249V252H95V250L97 251V252H95V253H98L97 255H99V251H101V252L103 251V250H101V249L99 250ZM112 247H113V246H112ZM112 247H111V248H112ZM118 247H119V246H118ZM123 247H124V246H123ZM127 247H126L125 249L122 248V250L124 249L125 251H129V249L126 250ZM133 247H134V246H133ZM139 247H140V246H139ZM141 247L138 248V249L140 250ZM1 248H2V247H1ZM9 248H10V247H9ZM18 248H19V247H18ZM27 248H28V247H27ZM103 248L105 249L104 246H103ZM106 248H107V247H106ZM109 248H110V247H109ZM115 248H116V247H115ZM120 248H121V246H120ZM120 248H118V249H120ZM128 248H129V247H128ZM143 248H142V249H143ZM197 248H198V249H197ZM222 248H223V247H222ZM12 249H13V248H12ZM15 249H16V248H15ZM65 249H67V247H65ZM132 249H133V248H132ZM138 249H137V251H138ZM153 249H154V250H153ZM157 249H159V248H157ZM10 250H11V248H10ZM13 250H14V249H13ZM19 250H20V248H19ZM24 250H26V249H24ZM98 250H99V251H98ZM120 250H121V249H120ZM122 250L119 251V252L124 253V254L126 255V252H125V251L122 252ZM178 250H180V251H178ZM20 251H21V250H20ZM26 251H29V250H26ZM87 251H85V252H86V256L88 255ZM89 251H88V252H89ZM92 251H93V250H92ZM156 251H157V252H156ZM206 251H207V252H206ZM222 251H223V250H222ZM18 252H19V251H18ZM23 252H25V251H23ZM68 252H69V251H68ZM85 252H84V253H85ZM112 252H113V251H112ZM140 252H141V251H140ZM235 252H237V251H235ZM240 252H241V251H240ZM249 252H250V251H249ZM251 252H253V251H251ZM10 253H11V252H10ZM25 253L27 254V252H25ZM80 253H81V252H79V254H80ZM89 253H90V255H91V252H89ZM95 253H94V254H95ZM129 253H131V255H134V254L132 253V251H131V252L129 251ZM136 253H137V252H136ZM138 253H139V251H138ZM213 253H215V252H213ZM213 253H212V254H213ZM238 253H239V252H238ZM238 253H237V254H238ZM241 253H242V252H241ZM244 253H245V252H244ZM20 254H21V253H20ZM82 254H83V253H82ZM127 254H128V253H127ZM141 254H143V253L141 252L139 255H141ZM208 254H209V253H208ZM210 254H211V253H210ZM228 254H229V253H228ZM90 255H89V256H90ZM100 255H101V254H100ZM125 255L122 256V254H121V255H119V256H120L119 259L121 258L120 260H119V259L116 260V258H113L114 260H113V261H110V262H112V263L114 262V264H118L119 261H122V257H126ZM131 255H130V256H131ZM80 256H81V254H80ZM127 256H128V257H126V258H127V260H128V258H130V256H129V254H128ZM136 256H137V255H136ZM144 256L142 255V257H144ZM229 256H230V254H229ZM237 256H238V255H237ZM239 256H240V254H239ZM245 256H244V257H245ZM248 256H249V254H248ZM248 256H247V257H248ZM10 257H11V256H10ZM18 257H19V256H18ZM30 257H31V256H30ZM83 257H84V259H85L84 262H86L87 257H86V258H85V256H83ZM94 257H95V256H94ZM116 257H117V256H116ZM131 257H132V256H131ZM198 257H197V258H198ZM244 257H243V258H244ZM89 258H90V257H88L87 260H89ZM110 258L112 259V257H110ZM126 258H125V259H126ZM138 258L140 259L139 256H138ZM205 258H208V257H205ZM234 258H235V257H234ZM245 258H246V257H245ZM8 259H9V258H8ZM14 259H15V258H14ZM17 259H18V258H17ZM78 259H79V258H78ZM91 259H92V257H91ZM97 259H98V258H97ZM97 259H96V261H97ZM100 259H101V258H100ZM106 259H107V260H106ZM106 259H105V260L108 261V258H106ZM123 259H124V258H123ZM125 259H124V261H125ZM133 259H134V257H133ZM139 259H136V258H135V260H136L135 263L139 264L138 262H139V261L141 262V260H139ZM144 259H145V258H144ZM200 259H201V258H199V260H200ZM225 259H226V258H225ZM239 259H241V256H240ZM103 260H104V259H103ZM127 260H126V264H128V262H130V261L127 262ZM197 260H198V259H197ZM205 260H206V259H205ZM205 260H204V261H205ZM229 260H230V259H229ZM16 261H17V260H16ZM80 261H81V258H80ZM92 261L94 262L93 259L91 260V262H92ZM98 261H99V259H98ZM124 261H123L122 264H124ZM193 261H195V262H193ZM200 261H202V260H200ZM220 261H222V260H220ZM220 261H219V262H220ZM233 261H234V260H233ZM240 261H241V260H240ZM246 261H247V263H248V260H246ZM14 262H15V261H14ZM42 262H43V261H41V264H42ZM84 262H83V263H84ZM87 262H89V261H87ZM110 262H109V263H110ZM191 262H193V263H191ZM202 262H203V261H202ZM219 262L216 261L214 264H219ZM235 262H236V261H235ZM94 263H96V262H94ZM94 263H91V264H94ZM104 263H105V262H104ZM133 263H134V260L132 261V263H129V264H133ZM135 263H134V264H135ZM203 263H205V262H203ZM229 263H230V262H229ZM236 263H237V262H236ZM236 263H235V264H236ZM239 263H241V262H239ZM96 264H98V262H97ZM99 264H102V263H100V261H99ZM110 264H111V263H110ZM120 264H121V263H120ZM143 264H144V261H143ZM198 264H199V263H198ZM223 264H224V263H223ZM243 264H245V263L243 262ZM248 264H249V263H248Z\"/></svg>",
    "mask_w": 264,
    "mask_h": 264
}]
</instances>
